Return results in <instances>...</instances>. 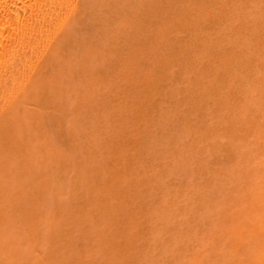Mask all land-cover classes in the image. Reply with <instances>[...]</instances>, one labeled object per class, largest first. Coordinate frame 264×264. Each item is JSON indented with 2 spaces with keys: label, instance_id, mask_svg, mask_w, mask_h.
Returning a JSON list of instances; mask_svg holds the SVG:
<instances>
[{
  "label": "rangeland",
  "instance_id": "rangeland-1",
  "mask_svg": "<svg viewBox=\"0 0 264 264\" xmlns=\"http://www.w3.org/2000/svg\"><path fill=\"white\" fill-rule=\"evenodd\" d=\"M105 0H96V2H99L100 4L102 3L103 4V2H104ZM107 1V0H106ZM105 1V2H106ZM113 1V0H112ZM117 1V0H116ZM124 1V2H123ZM125 1L126 0H119V1H117V2H114L113 1V5L115 6V7H113V8H108L109 9V12H108V10L107 9H104V6L103 7H101L100 6V8H103L105 11H106V13L108 14V13H110V10H114V12H112L111 11V13L109 14L110 15V19H108V23L110 24V25H107V27L108 26H110V31L108 30V28H106L104 25L102 26L101 25V23L102 22H100V25L102 26V27H100V26H98V27H100V29L101 30H103V27H105L106 28V30H105V28H104V32L105 31H107V33H106V35H108V36H110L111 35V33L112 32H114L113 34H114V36L116 35V38L114 37H112V35L110 36V37H108V36H106V42H108V43H110V41H111V44H112V46H114V43H116V45H115V48L114 47H109V52H108V47L106 48V49H103L104 48V45L102 44L103 42H104V40H103V42H102V40H101V42H99V44L101 45H99V47H100V49H102V50H97V52L99 51H101L100 53H102L104 50L106 51V53H108V54H106L105 56H103L102 55V57L100 56L101 54L99 53V54H97V52H96V50L94 49V51L96 52V54L98 55V57L97 56H95V58H97V59H93L94 60V62H93V65L95 66H97V64H99L98 66L100 67V65H102L103 64V62H102V60H104L105 61V65H106V67H103V66H105V65H102V67H100V68H96V66L94 67V66H92V63H90L91 65L90 66H88L87 67V64L89 65V63L88 62H90V61H88V59H91V57H93V56H90L91 55V53L94 55L95 54V52L94 51H91L90 52V54L89 55H87L88 57H86V58H84L83 56H81V53H79L78 51H77V53H79L78 55L79 56H81L82 57V61L81 62H79V63H81L80 64V66H79V72L78 71H75V72H78V73H76L75 75H77V74H79L80 73V69H81V73H80V75L79 76H77L76 77V81H80V80H82V81H85L84 83H83V85H81V86H78V82H76V81H74L76 84V86L73 84L72 86H74L73 88L74 89H76L75 91H73V94H74V92L76 93V94H74L75 96H72L71 97V99L72 98H74L75 100H74V103L72 102V104H74V105H72V110H73V114L76 112V113H78V114H76L75 113V115L74 116H72L73 114H71L70 116H69V114L68 113H70V111L68 112V109L69 108H71V107H68V105L69 106H71V104H70V102H71V99H70V97H69V99L67 98V100L66 101H68V103H66L67 105V114H68V116H67V114H66V117H63L64 118V120L66 119V127L67 128H65V127H63V128H65L66 129V136H65V140L66 141H64L63 140V144H62V138H63V136H62V138L60 137L59 138V140H58V138H55L54 139V141L55 142H51V143H53V144H51L50 142H49V135H48V141H45V142H47V143H45V145L43 144V148L45 147V148H47V150L44 148V149H42V151L43 150H45V153H43L42 151V154H44L43 156L45 157L46 156V154H48L49 152H51V151H49L50 150V148L52 149V152L51 153H49L48 155H49V159H50V161H48V158L46 159V157H45V160L47 161L44 165H46V166H44V167H41V164H42V162H41V160L43 159L42 158V155H40L39 153H37V154H39L40 156H41V159L39 160L38 159V161H39V163L41 162V164H39L38 163V161H37V158H40L39 157V155H38V157H36L37 155L35 154V152L33 151V155H36V156H34V158L36 157V160L33 158V160H35L36 162V164L35 165H37V164H39V167L41 168H39L38 167V169L40 170H38L39 172H36L37 174L36 175H34L33 177V180L32 179H30V178H28L32 183H31V185H32V187H34L32 190H33V192L31 191V189L29 188V187H25L24 188V186H21L19 189H21V192H23V193H25L24 195V197H27L28 195L27 194H30V196H34V195H38V194H40L41 195V200H39L38 202H39V205H40V207L42 206V208H40L41 209V213H44L45 211H44V209L46 210V212L44 213V215H46V217L48 216V218L46 219V217L44 218V216H41L42 217V219H44V220H42V221H40V222H38L37 224L40 226V225H44L45 226V223H46V225H48L47 223H49V224H51L50 225V229L49 228H46L45 229V227H47V226H43V227H41L42 228V231H40V227H38L37 226V224H36V226H33V228L31 227V224H30V221L28 222V220L25 218L26 217V215H21L22 217H20V213L21 212H19L18 210L20 209V208H22V207H20V206H22L23 205V207L25 208V209H27V207L26 206H28V204L30 205V200H31V197L30 196H28L27 198H29V199H27V200H25V199H23L22 200V202L24 203H27L28 202V204L26 205L25 203V205L26 206H24V204L22 203V202H20L18 205H17V209H16V206H14L13 208H15V209H11V212H12V210H13V214L10 212V209H7L9 206H7V208H6V206H5V208L7 209V211H9V214L11 213L12 214V216L14 217V219L15 218H19V219H17L18 221L17 222H19L20 221V219H26V223L28 222V224H26L25 223V221L24 220H21V221H24V224H25V226L27 227H25V226H23L22 228H21V226L23 225L22 223L23 222H19V223H21V225L18 223H16V225H14L15 227L14 228H16V226L17 225H20V226H18V229H24L23 231L24 232H21L24 236H22V234L20 235V233H19V231L20 230H18V229H16V232H17V234H18V237H19V235H20V237L22 238L20 241H22L23 243L26 241L27 242V240H30L29 239V237H32V236H35L36 234H34L35 232H37V234H39V235H41L42 234V232H45V233H47L46 235H44L45 233H43L42 235H41V237L40 238H36V236L34 237V239L35 240H33V242L35 243V241L36 240H39V241H36V242H38V244H37V246H36V243L35 244H33V242L30 240V242L33 244V245H30L29 246V248H27V247H25V246H23V245H25V243L23 244V245H21L19 242L20 241H18V240H16V242L14 241V243H16L15 245V248H14V245L12 244V243H10V242H12V236L14 237V235L16 236V234H15V232L13 231V233H9V234H7V235H9L10 236V238H11V240H10V238H8L9 239V243L10 244H12V249L14 248V252H13V250H11V247H9V246H11V245H7L8 246V248H10V250L13 252V254H11V258H14L15 257V254L16 255H18V256H16L15 258H16V260H18L16 263H18V264H43L41 261L43 260V258L42 257H44L43 255H45V254H49L48 255V257L50 256L52 259V263H51V260L50 261H45V259L47 260L48 258H46V256H45V258H44V264H92L91 262H92V260L94 261L93 263L95 264H111L110 262H112V264H113V259L115 260V261H117V258H119V262H120V264H190V260L192 261V263L194 264L195 263V261L193 262V260H195V258H194V256L196 257L197 255L199 256V254H200V256H199V260H196V262H198V264H205L206 262H202V261H200V258L203 256V254L205 255L204 257H203V261H205L206 260V256H209L210 258H208L207 259V262L208 263H212V264H217L218 262H220L221 261V258H222V262H220V264L221 263H223V264H226V263H224L225 261H223L225 258H224V256H228L227 258L229 259V254H231V255H233V256H235V253H237V252H235L234 250H233V247H234V245L236 244V240L235 239H233V241H232V236H233V234H231L232 233V230L231 229H228V227L230 226V225H234L235 223V221L234 220H236L237 221V219H238V217H236L235 215V217L233 218L232 216V214L233 213H235L237 210H238V207L241 205L242 207V209L240 208V210H242V212H245L244 210H245V208H247L246 207V205H248V203L245 205V207H244V205H242V201H240V203L238 202V204H240V205H238V207H235V205H236V203H234L233 202V198H236V200L235 201H237L238 199H240L241 197H243L242 195H240V194H236V190H237V193H238V191H239V193H240V190H242V193H243V190L245 189H242L243 188V184L245 183V182H247L246 181V176H247V174L245 173V172H247L246 170L247 169H245V167L244 166H248V163H249V161H250V157L249 156H253V153H251V150H252V148H250V149H248V147H250V145L246 148L245 146V144H248V142H250L251 140H250V138H254L253 136H250L249 137V134H248V131H247V133H246V131H245V129H243L244 127H246L247 129H249L248 127L249 126H252V123H253V121H256L255 123H258L257 122V118H256V116L255 115H253V117H254V120H252L251 122H250V120L252 119V114L251 113H254L255 111V109L253 108V110H251V108H252V102H253V100L255 99V101L256 100H258L257 98H259V97H254V99L251 101V95L250 96H248L249 98H250V100L249 99H247V95L245 96V98L247 99V100H249V101H251L249 104H247V105H250L249 106V110H251V111H254V112H251V113H245V112H240L239 111V109H238V111L236 110L235 111V113H232V110L234 111V109H236V108H238L237 106L239 105V104H241L242 102H243V100H241L239 103H238V100H237V96L239 97V98H241V96H242V98L244 97L243 96V94H241V93H245V91H246V89L244 90V88H246V87H248L247 85H250V87H252V88H250V87H248L247 88V90L250 88V89H253L254 90V92H251V90L250 91H246V92H248V94L249 93H251V94H253V95H255V90H256V87L253 85V84H255V83H258V87L260 86L261 87V84H262V80H260V81H258V79L257 80H255V78L254 77H256V78H259L260 79V77H263L264 76V59L263 58H261V60H263V61H261L260 59H256V58H259L260 56L258 55L259 53L260 54H262V53H264V49L262 48V47H264V46H262L261 47V44L262 45H264V37H263V34L262 33H260V36L262 35V37H263V42L260 40V44L258 43L259 42V32H261V31H259L260 29H258V34H256V37H258V38H256L255 37V35H253L254 33H252V29H251V27L249 28V26H254V28L256 27L255 25H253L252 23H255L256 21H254V15L256 14H253L254 12H255V10H257L256 9V7H255V5H257V4H254V3H251V4H253L252 5V7L254 8H251V6H250V4H249V6H250V8L252 9H250V11L249 12H251L252 14H250V13H248V15H246V13L248 12V10L249 9H247L246 11L247 12H244L245 10H244V5L245 4H243L242 2L243 1H241L240 2V4L242 5L243 4V6H241V8H243L242 10H243V12H241L240 14V16L241 17H239L238 16V13L239 12H237L236 11V9H235V5H234V0H233V2H232V0L230 1V0H194V1H190V0H181L182 2H180V0H164V1H162V0H157L155 3H154V1L153 0H137L138 1V3L136 2V0H131V3L130 4H126V3H129L128 1L125 3ZM147 3V1H148V5L149 4H151V5H149L148 7H147V4H145V2ZM153 1V2H152ZM166 1V4L165 3H163V2H165ZM169 1V2H168ZM171 1V2H170ZM201 1H207L206 3L205 2H202L201 3ZM208 1H215V2H212L213 4H214V6L218 3V5H220L219 7H218V5H216L214 8H213V4L212 5H210V4H208ZM230 3H232V4H229V2ZM238 1L239 0H236V5H238L239 3H238ZM249 1V0H248ZM251 1V0H250ZM258 2L260 1V0H257ZM264 1V0H263ZM118 2H119V5H118ZM123 2V3H122ZM134 2L136 3V4H134ZM150 2V3H149ZM178 2V3H177ZM192 2V3H191ZM107 3H108V1H107ZM112 3V2H111ZM116 3H117V5L119 6V8H122L123 10H126V8L127 7H130V5L132 6V7H130V9L129 8H127L128 10H126V11H124V12H122L123 10L122 9H118V6H117V8H116ZM125 3V4H124ZM144 3V4H143ZM153 3H154V5H153ZM159 3V4H158ZM168 3V4H167ZM173 3V4H172ZM176 3V4H175ZM181 5H180V4ZM183 3V4H182ZM193 3L194 4H197V6L199 7H196V6H193L192 8H191V6L190 5H193ZM210 3V2H209ZM244 3H245V0H244ZM250 3V2H249ZM255 3H257L256 2V0H255ZM262 3V2H261ZM106 4V3H105ZM108 4H110V3H108ZM121 4H124V5H121ZM137 4L138 5H142V7L140 8V6H137ZM186 4H187V6L188 7H186V8H184L185 6H186ZM202 4H206V6H207V10L208 11H211V10H214L215 12H213V11H211V13H213V15L217 12L216 11V9L217 10H219L218 11V13L217 14H219L220 12H221V14L223 15V19H224V17H225V15L229 12V10L231 11V13H233L232 12V10L230 9V7L232 8H234V12L237 14V16H238V18L236 17V18H234V16H231L232 14H227L226 15V17L225 18H227L226 20L224 19V22L221 20V19H219L218 21H217V19H215V21H213L214 19H212L213 17L211 16V14H210V18H209V16H207L206 14L208 13L207 12V10H206V8H204V9H202V11H203V14L205 15H203V17H205L203 20H204V23L202 22L203 20L201 19V22L200 21H198L199 23L198 24H200L199 26L196 24V22L195 21H197L198 19H196V18H194V15H196L199 11H198V9H200V6ZM221 4H223V5H221ZM225 4H227V5H225ZM229 4V5H228ZM260 4V3H259ZM107 5V4H106ZM129 5V6H128ZM134 5V6H133ZM135 5L138 7V8H136L135 7ZM146 5V6H145ZM159 5V6H158ZM163 5L164 6H166V7H168V8H165L164 7V9H167V11L166 10H164L163 9ZM174 5V6H173ZM210 5V6H209ZM247 5V4H246ZM262 5V4H261ZM263 5H264V3H263ZM108 6V5H107ZM110 6V5H109ZM145 6V7H144ZM155 7V9H154V7ZM170 6V7H169ZM181 6H183V9H186L185 11L184 10H182L181 8ZM189 6H190V8H189ZM212 6V7H211ZM222 6H224L225 8H227V10H228V8H229V10H228V12L224 15V12H222L223 10V8L221 9L220 7H222ZM235 6V7H234ZM258 6V5H257ZM110 7H112V4H111V6ZM133 7H134V9H133ZM157 7V8H156ZM160 7V8H159ZM161 7H162V9H161ZM172 7V8H171ZM173 7H174V9H173ZM175 7H177V9L175 8ZM201 7H205V6H201ZM208 7H211L210 8V10H209V8ZM218 7V8H217ZM246 7V6H245ZM248 7V6H247ZM259 7H260V5H259ZM106 8V7H105ZM125 8V9H124ZM131 8L133 9V10H135L134 12L132 11V14L133 15H135V13L137 14L136 15V17H137V20H136V18H135V16L133 17V18H131V14L130 13H128V12H130L131 11ZM136 8V9H135ZM144 8V9H143ZM147 8H149V9H147ZM150 8H151V10H150ZM181 10H180V9ZM188 8V9H187ZM198 8V9H197ZM224 8V9H225ZM240 8V7H239ZM238 8V9H239ZM102 9V11H104ZM116 9H118V10H121L120 12H122V13H119V15L121 14V16H122V18H121V16H119V18H120V22H121V20H123L124 22H125V24L123 23V25H125V26H123V25H121L122 24V22L119 24V25H115V24H117L118 22H119V18L117 17H115L114 16V14L116 15V16H118V13H117V11H116ZM139 9V10H138ZM154 11H153V10ZM159 9L160 10H163V11H159ZM169 9V10H168ZM189 9H191V10H193V9H196L198 12L196 13V11L195 10H193V12L194 13H192V15H193V17H191L192 19H189V18H187V16H189V14H190V10ZM246 9V8H245ZM261 9V8H260ZM264 9V8H263ZM99 10V9H98ZM158 10V12H156ZM179 10H180V13L182 14H180L179 13ZM201 10V9H200ZM262 10V9H261ZM100 11H101V9H100ZM100 11H98V12H100ZM105 11L104 12H102V13H105ZM139 11V12H138ZM176 11H177V13H179V14H176ZM183 11V12H182ZM189 11V12H188ZM201 11V12H202ZM224 11H226V9L224 10ZM241 11V10H240ZM253 11V12H252ZM97 12V13H98ZM128 13V14H126V13ZM147 12V13H146ZM188 14H186V13ZM257 12V11H256ZM261 12V11H260ZM105 13V14H106ZM117 13V14H116ZM126 15H125V14ZM150 13V14H149ZM169 13H170V15H169ZM174 13H175V15H174ZM210 13V12H209ZM208 13V14H209ZM235 13H234V15H235ZM245 13V15H243V14ZM258 13H259V9H258ZM159 15V16H156V15ZM200 14L201 13H198L197 14V16H199V17H201L200 16ZM220 14V17L222 16ZM260 14V13H259ZM101 15V14H100ZM104 15V14H103ZM109 15H107V16H109ZM124 15H125V17H124ZM129 15V16H128ZM148 15V16H147ZM166 15V16H165ZM178 15L180 16V19L179 18H177L178 17ZM185 15H186V17H185ZM251 16V19L250 18H248V17H250ZM261 15H262V17H263V19H264V16H263V14L261 13ZM260 15V16H261ZM99 16V15H98ZM104 16H106V15H104ZM107 16L106 17H101L103 20H105V18H107ZM112 16H113V18H114V20H113V18H112ZM150 16V17H149ZM169 16L171 17V19L169 18ZM174 16H175V18H177V20H179V22L177 21V23H176V21H174L175 20V18H174ZM208 17V19H206L207 17ZM217 16V15H216ZM219 16V15H218ZM242 16H246L247 17V19H245V20H247V21H244L245 23L247 22V23H250V20H252L251 22V25L249 24V26H248V24L247 25H245V23H244V25L245 26H248L247 28H249L250 30H248L247 28L245 29V26H243V23H241V19H242V22H243V17ZM99 17V18H100ZM142 17H144L143 19H142ZM147 17V18H146ZM212 17V18H211ZM229 17H233V18H229ZM256 17H257V15H256ZM261 17V18H262ZM109 18V17H108ZM116 18V19H115ZM166 18L167 19H170V20H173V26L172 25H170V24H172V22L169 20V21H167L166 20ZM183 18V19H182ZM228 18H229V20H232L231 22H229V20H228ZM128 21H127V20ZM140 19V20H139ZM151 19V20H150ZM184 19H187V20H185L184 21ZM205 19H206V22H205ZM211 19H212V21H211ZM250 19V20H249ZM101 20V19H100ZM107 20V19H106ZM129 20H131L130 21V23L128 24V22H129ZM156 20H157V24L155 25V23H156ZM160 20H162L161 22H160ZM183 20V21H182ZM190 20V21H189ZM194 20V21H193ZM209 20V21H208ZM238 20V21H237ZM240 20V21H239ZM255 20H256V18H255ZM258 20V19H257ZM261 20V19H260ZM109 21H112L113 22V24L115 25H113L114 27H111L112 25V22H109ZM117 21V22H116ZM138 21V22H137ZM192 21H193V23L195 22V24L197 25V27L195 28L194 26H196V25H191L192 24ZM222 21V22H221ZM226 21H228V24H226ZM236 21H237V23H236ZM249 21V22H248ZM254 21V22H253ZM264 21V20H263ZM106 22V21H105ZM133 22V23H132ZM137 22V23H136ZM142 22H143V24H142ZM150 22H151V24H150ZM159 22H160V24H159ZM165 22V24H162V23H164ZM168 22H170L169 24H168ZM187 22H189L190 23V25H188V23L186 24ZM215 22H217V24L215 23ZM259 22V24L262 22V21H258ZM258 22H256V23H258ZM97 23V22H96ZM107 23V22H106ZM146 23V24H145ZM154 23V24H153ZM178 23H180V24H178ZM182 23V24H181ZM202 23V24H201ZM207 23H208V26H207ZM218 23H220L219 25L220 26H218ZM222 23L223 24H225V26H223L222 25ZM232 24V27H231V25L230 24ZM235 23V24H234ZM127 24V25H126ZM130 24H131V26H130ZM142 26H141V25ZM149 26H148V25ZM168 24V25H167ZM174 24H177V25H174ZM184 24V25H183ZM187 26H186V25ZM204 24H206L205 26H207L206 28H204V31L202 30L203 28V25ZM215 24H216V26H215ZM237 24V26L239 27H235V25ZM240 24V25H239ZM262 24H263V22H262ZM261 24V25H262ZM99 25V24H98ZM123 27H121V26ZM133 25V26H132ZM137 25L139 26V27H137ZM144 25V26H143ZM151 25V26H150ZM179 25L181 26L180 28H179ZM212 25V26H211ZM230 26V27H227V26ZM118 26V27H117ZM120 26V27H119ZM129 26V27H128ZM191 26H193L192 28H191ZM216 27V28H214V30H212L213 29V27ZM259 25H257V27H258ZM136 27V28H135ZM141 27H142V29L144 30V31H142V29H141ZM147 27L149 28L148 30H147ZM165 27V28H164ZM172 27H173V29H172ZM182 27H183V29H182ZM198 27H200L199 29L202 31H200L201 33H202V35L201 36H199L200 37V39L202 40H200L199 42H198V37H197V35H198V32H197V28ZM235 27V28H234ZM120 28H122V30H123V36L124 35H127V36H122L121 34V32H122V30H120ZM161 28H163V30H161ZM168 28H170V30L168 29ZM186 28H187V30H186ZM188 28H190V29H188ZM210 28H212V29H210ZM238 30H237V29ZM260 28H262V27H260ZM114 29V30H113ZM145 29H146V31H145ZM196 31H195V30ZM198 29V30H199ZM218 29V30H217ZM219 29H223L224 30V32L221 30H219ZM240 29V30H239ZM263 29V28H262ZM101 30L99 31V32H97L98 33V35H95V34H93V35H95V36H97V38H98V36H99V34L101 33L102 34V37L104 36V34L105 33H103V31L101 32ZM115 30H117V31H115ZM118 30H119V32L121 33L120 35H119V32H118ZM131 32H130V31ZM190 30V32H186V31H189ZM193 32H192V31ZM205 30H208V31H205ZM241 30H243V32H241V35H242V37H244V40L242 39V37H241V35H240V33H239V31H241ZM244 30H245V32H244ZM246 30H248V32L249 31H251V32H249V34L250 33H252V35L253 36H251V38H249V37H247V36H250L248 33H247V31ZM264 30V29H263ZM137 31V32H136ZM142 33H141V32ZM159 31V32H158ZM168 31V32H167ZM178 31V32H177ZM185 31V32H184ZM228 31V34H230L231 32L233 33H231V35L232 36H235V35H237V34H235L236 32L235 31H237V33H239L238 35H239V38H236V39H234V37H230V35H227V32ZM110 32V33H109ZM118 32V33H117ZM127 32H128V34H127ZM135 33L134 35H132L131 36V33ZM156 32L158 33V35H159V37L157 36V35H155L154 36V34H156ZM162 32H164V33H162ZM199 32V33H200ZM205 32L206 33H208V34H210L211 35V37L209 36V35H205ZM214 33V35H213V33ZM220 32H222V33H220ZM257 32V31H256ZM264 32V31H263ZM116 33V34H115ZM154 33V34H153ZM185 33H186V36H185ZM197 33V34H196ZM244 33H247L246 34V36L244 35ZM110 34V35H109ZM137 34H139V35H137ZM163 36H162V35ZM182 36H181V35ZM193 34H194V36H193ZM224 35L222 38H223V40H222V38L220 37V35ZM167 35H169V36H167ZM187 35H189V36H187ZM190 35H192L193 37H194V39L196 38V40H194V39H192L193 37L192 36H190ZM214 37H213V36ZM216 35V36H215ZM225 35H227L228 37H226L225 38ZM238 35L237 36H235V37H238ZM117 36H121V37H119V38H121V39H119ZM134 36V37H133ZM145 36V37H144ZM165 36H167L166 38L168 39V40H163L164 38H165ZM185 36V37H184ZM108 37V38H107ZM130 37V38H129ZM138 37V38H137ZM188 37V40L190 41V44H193V43H195L194 41H196V45L198 44V43H200L201 45H202V43H204V45L203 46H201L200 47V44H198L197 46H195V44H193L192 46L189 44V42H187V39H186V41L185 42H183L184 41V38H187ZM192 37V38H191ZM202 37H205V38H203V39H206V41L205 40H203L202 39ZM208 37H209V39H208ZM221 39H220V38ZM247 37V38H246ZM262 37H260V38H262ZM96 38V40H99V39H97ZM104 39H105V37H103ZM102 38V39H103ZM114 40H113V39ZM118 38V39H117ZM149 38H151V40L149 39ZM159 38H161L162 39V41H161V39H160V42H159ZM248 40V38L249 39H251V42H250V40L249 41H247L246 39ZM252 38H255V40L253 41L252 40ZM109 39V41H107ZM149 39V40H148ZM174 39V40H173ZM176 39H179V41H182V43H180L179 44V41H176ZM210 40V41H208V40ZM213 39V40H212ZM221 40V41H217V40ZM231 39H233V43H232V41H231ZM238 39V41H235V40H237ZM239 39H241V42H240V40ZM258 41H257V40ZM94 40V39H93ZM92 40V42H94V43H96V41L94 40L93 41ZM143 40L145 41V42H143ZM155 40V41H154ZM157 40V41H156ZM170 40H172V41H170ZM194 40V41H193ZM226 40H228L227 42H225ZM242 40L243 41H246V42H250V44H248V43H245V42H242ZM91 41V40H90ZM112 41H113V43H112ZM115 41V42H114ZM122 41V42H121ZM131 41V42H130ZM136 41H138V42H136ZM147 41H149V42H147ZM167 41V42H166ZM171 43H170V42ZM215 41H217L218 42V44L220 45H218V44H216L217 45V47H219V49L217 48V47H215L216 45H213L214 43H217V42H215ZM231 41V42H230ZM91 42V43H92ZM105 42V43H106ZM124 42V43H123ZM146 42H147V44H146ZM156 42V43H155ZM176 42H178V45H177V43ZM211 42V43H210ZM214 42V43H213ZM222 42H225V44L224 43H222ZM237 42L239 43V45L237 44ZM256 42V43H255ZM90 43V45H92V44H94V43H92L91 44ZM97 43H98V41H97ZM96 43V44H97ZM119 43H120V45H119ZM149 43V44H148ZM175 43H176V45H175ZM186 43V44H185ZM229 44L230 43V45H227V44ZM233 45H238V46H234V47H237V48H233V46H232V44ZM254 43V44H253ZM260 45H258V44ZM96 44H94V45H96ZM119 45V47H118V45ZM126 44V45H125ZM134 44V45H133ZM137 44V45H136ZM141 44H145L144 46H148V45H150V48H149V46H148V48H143L144 46L143 45H141ZM155 44V45H154ZM161 44H164V45H161ZM170 44V45H169ZM177 46V48H175L174 46ZM190 45V47H189V45ZM241 44H247V46L245 47V45L243 46V45H241ZM255 44H257L258 45V48L261 50V52H259V50L256 52L255 50H257V49H254L255 48ZM107 45V44H106ZM109 45V44H108ZM107 45V46H108ZM182 45H186V46H182ZM251 45V46H250ZM253 45V46H252ZM257 45H256V48H257ZM111 46V45H110ZM143 46V47H142ZM167 46V47H166ZM178 46L179 47H183V49H181V50H179V48H178ZM188 46V47H187ZM227 46V47H226ZM230 46V47H229ZM239 46H241L240 47V49H239ZM102 47V48H101ZM156 48V49H153V48ZM163 47H165V49L163 48ZM172 47H173V49H172ZM195 47H197V48H195ZM206 47V48H205ZM91 47H89V50H91L90 49ZM94 48H95V46H94ZM116 51H114L113 49ZM125 48V49H124ZM129 48H130V50H129ZM138 48L140 49V50H138ZM186 48H188V50L186 49ZM193 48H195L194 49V53L192 52L193 51ZM199 48H200V50H202V51H200V52H198L199 51ZM221 48H224V49H221ZM226 48V49H225ZM243 48H245L244 50H243ZM248 48H249V50H248ZM252 48V49H251ZM110 49H111V51H110ZM124 49V50H123ZM137 49V50H136ZM143 49H144V51H143ZM146 49H148V50H146ZM167 49V50H166ZM185 49V50H184ZM214 49L216 50L217 49V51H218V53L217 54H219V56L217 55V54H215V52H212V51H214ZM220 49L222 50V51H224V52H226V53H224L223 52V54L221 53L222 51H220ZM229 49H230V51H231V49H232V51L233 52H230L229 51ZM243 50L242 51V53H241V51H234V50ZM247 49V50H246ZM128 50V51H127ZM133 50H135L134 52H133ZM178 50L181 52L182 51V55H181V53L179 52L178 53ZM227 50H228V54H227ZM253 50V51H252ZM104 51V52H105ZM118 51V52H117ZM122 51H124V52H122ZM131 51H132V53H131ZM139 51H142L141 53H139L138 54V52ZM190 52V54H189V52ZM220 51V52H219ZM245 51H248V52H245ZM249 51H250V53H249ZM254 51H255V53H254ZM123 54H122V53ZM130 54H129V53ZM157 52V53H156ZM159 52V53H158ZM209 52L211 53V55H209ZM229 52H230V54H232V53H234L235 52V54L237 53V55L238 56H235V54H232V55H230L229 54ZM240 52V53H239ZM259 52V53H258ZM83 54L82 55H84L85 56V54H84V52H82ZM116 53H118V55L116 54ZM154 53V54H153ZM196 53V54H195ZM198 53H199V55H198ZM247 54L246 56L244 55V54ZM252 53H254L253 55H252ZM104 54V53H103ZM111 54V55H110ZM121 54V55H120ZM134 54V55H133ZM163 55V56H161V55ZM164 54H165V58H164ZM186 54H188V55H186ZM192 54H193V56H192ZM209 55V57H208V55ZM222 54V55H221ZM242 54V55H241ZM249 54V55H248ZM75 55H76V51H75ZM114 55V56H113ZM125 55V56H124ZM131 55H132V57H131ZM137 55H138V57H139V55L141 56V57H137ZM155 55H158V57L160 58V59H158L157 60V56H155ZM186 55V56H185ZM198 55V56H197ZM202 55V56H201ZM213 55H215V56H213ZM216 55H217V57H219L220 59L222 58V60L221 61H219V58L217 59V57H216ZM226 55V56H225ZM234 55V56H233ZM256 55V56H255ZM257 55H258V57H257ZM118 56V57H117ZM130 56V57H129ZM196 58H195V57ZM221 56V57H220ZM224 56H225V58H227V59H225L224 58ZM229 56V57H228ZM233 56V57H232ZM240 56H242V57H240ZM249 56H254V57H252V59L254 60V58H255V61L253 62V63H249L250 61H252V59L251 58H249ZM76 57V56H75ZM99 57H100V61L102 62H100L99 61ZM105 57H107V58H105ZM117 57V58H116ZM127 58V59H129V60H126L125 58ZM137 57V61H135V58ZM150 57H152V59H154V60H151L150 59ZM186 57V58H185ZM189 57V58H188ZM191 57V58H190ZM203 57H205V58H202ZM207 57V58H206ZM211 57H212V59H213V57H214V59L213 60H215L216 62H217V64H218V66H217V64L216 63H212L211 64V62L213 61L212 59H211ZM237 57H239L240 59L242 58L243 59V57H244V61H241L240 59H237ZM262 57V56H261ZM263 57H264V54H263ZM88 58V59H87ZM104 58V59H103ZM143 58V59H142ZM145 58V59H144ZM161 58H163V61H162V59ZM180 58V59H179ZM195 59V60H193V59ZM201 58V59H200ZM208 58H210V59H208ZM229 58V59H228ZM232 58V59H231ZM235 58V59H234ZM83 59H86V60H84V61H86V62H83ZM117 59H119V60H117ZM135 61V62H133V60ZM169 59V60H168ZM170 59L171 60H173V61H170ZM188 59H191V61L189 60V62H188ZM217 59V60H216ZM250 59V60H249ZM76 60V59H75ZM77 60H78V58H77ZM77 60H76V65H77ZM97 60V61H96ZM108 60V61H107ZM123 60H125L124 62H123ZM139 60V61H138ZM143 60V62H141ZM145 60V61H144ZM197 60V61H196ZM200 60V61H199ZM203 60V61H202ZM210 60V61H209ZM228 62H227V61ZM247 60V61H246ZM80 61V60H79ZM96 61V62H95ZM110 61V62H109ZM128 61V62H127ZM130 61V62H129ZM156 61H158L157 63H156ZM161 61V62H160ZM169 61V62H168ZM186 61H187V63H186ZM193 61V62H192ZM205 61H209L210 62V64L212 65H208V66H211V70L210 69H208V67H207V64H209V62L207 63V62H205ZM214 61V62H215ZM225 61V62H224ZM249 61V62H248ZM258 61H260V62H258ZM137 62V63H136ZM184 62V63H183ZM197 62V63H196ZM198 62H199V64H198ZM219 62H220V64H219ZM221 62H222V64L224 63L226 66H224V65H222L221 64ZM234 62V63H233ZM239 62H241V63H239ZM249 63L248 65H247V63ZM78 63V64H79ZM82 63L84 64V65H82ZM85 63H86V68H85ZM96 63V64H95ZM101 63V64H100ZM107 63V64H106ZM114 63V64H113ZM128 63H130V64H128ZM138 63H142V64H138ZM159 63V64H158ZM196 63V64H195ZM205 63H206V66H205ZM226 63H228V64H226ZM242 63H244L243 65H242ZM255 63V64H254ZM262 63V64H261ZM117 64L119 65V67H117ZM131 64H133V65H131ZM153 64V65H152ZM168 64H169V66H168ZM193 64H195V65H193ZM204 64V65H203ZM231 64V65H230ZM233 64V65H232ZM75 65V66H76ZM114 65H116L115 67H116V69H117V71L115 70V67H113ZM129 65V66H128ZM135 65H136V67H135ZM192 65V66H191ZM222 65V66H221ZM245 65H247V66H245ZM249 65H252V66H249ZM257 65V66H256ZM82 66H84V68H82ZM130 66H134V67H130ZM156 66H160V67H156ZM195 66V67H194ZM214 66H216L215 68H214ZM230 66V67H229ZM235 66H237L236 68H234ZM247 67V71L246 72H248V74L246 73V74H244V75H246V76H248L249 77V79H248V81L247 82H249L250 81V79H254L253 81L251 80L249 83H247V84H245L244 82L247 80L246 78H242L244 75H242L241 73H243L244 71H243V69H245V67ZM249 66V67H248ZM259 66H261V67H259ZM263 66V67H262ZM107 67H109V68H107ZM123 67V68H122ZM168 67V68H167ZM197 67V68H196ZM207 67V68H206ZM217 67H219L218 69H217ZM220 67H222V68H220ZM227 67H229V68H227ZM251 67V68H250ZM252 67H253V69H252ZM104 68V69H103ZM129 68V69H128ZM132 68V69H131ZM143 68V69H142ZM210 68V67H209ZM84 69H86L87 70V72L84 70ZM97 69H98V71L100 70V73L98 72L97 73ZM113 69V70H112ZM160 69V70H159ZM191 69V70H190ZM201 69V70H200ZM203 69V70H202ZM206 69H208L207 71H206ZM220 69V70H219ZM229 70V71H227V70ZM236 69H238V70H236ZM242 69V70H241ZM249 69V70H248ZM258 69V70H257ZM77 70V69H76ZM103 70V71H102ZM108 70H110V71H108ZM118 70H119V73H120V75L118 76L119 78L117 79L115 76H117L119 73H117L118 72ZM129 70H130V72L132 71L133 73L131 74H129ZM170 70V71H169ZM189 70V71H188ZM217 70V71H216ZM233 70H235V71H233ZM241 70V71H240ZM255 70V71H254ZM107 72V74L105 75V73ZM111 71H113V72H111ZM128 71V72H127ZM135 71V72H134ZM158 71H159V73H158ZM191 71V72H190ZM234 73H236V74H234V76H233V72ZM243 71V72H242ZM250 71H252V72H250ZM257 71H259V72H257ZM103 72V73H102ZM105 72V73H104ZM117 73V75H116V73ZM126 72V73H125ZM138 72V73H137ZM188 72V73H187ZM196 72V73H195ZM197 72H199V73H197ZM201 72V73H200ZM213 72V73H212ZM217 72V73H216ZM223 72V73H222ZM232 72V73H231ZM239 72H241L240 74H239ZM258 74H257V73ZM114 75H113V74ZM157 73V74H156ZM208 73V74H207ZM219 73V74H218ZM249 73H250V75H249ZM85 74V75H84ZM86 74H87V76H86ZM122 74V75H121ZM128 74V75H127ZM151 74V75H150ZM193 74V75H192ZM197 74V75H196ZM218 74V75H217ZM221 74V75H220ZM224 74V75H223ZM239 74V75H238ZM257 75V76H255V75ZM261 74H262V76H261ZM84 75V76H83ZM104 75V76H103ZM130 75H132V78H130L131 76ZM155 75V76H154ZM195 75V76H194ZM214 75V76H213ZM222 75H223V77H222ZM229 75H231L230 77H229ZM260 75V76H259ZM126 76H128V77H126ZM189 76V77H188ZM192 76V77H191ZM204 76V77H203ZM212 76V77H211ZM215 76H217L218 78H216ZM239 76L241 77L240 79H239ZM250 76H251V78H250ZM252 76H254V77H252ZM99 79H98V78ZM122 77V78H121ZM153 77V78H152ZM194 77V78H193ZM207 77V78H206ZM221 77H222V79H221ZM234 77V78H233ZM236 77V78H235ZM245 77V76H244ZM98 79L97 81L95 80V79ZM107 78V79H106ZM127 78H128V80H127ZM176 78V79H175ZM186 78H187V81H186ZM193 78V79H192ZM197 78V79H196ZM198 78H201V80L200 79H198ZM203 78V79H202ZM79 79V80H78ZM93 79V80H92ZM130 79H132L131 81H130ZM137 79V80H136ZM149 79V80H148ZM188 79H190V80H192V81H190V80H188ZM210 79V80H209ZM212 79H214L213 81H214V83L216 84V86H213V85H215L214 83H213V81H212ZM230 79V80H229ZM233 79V81H231ZM262 79V78H261ZM264 79V78H263ZM116 80V81H115ZM121 80V81H120ZM147 80V82H149V84L147 83V82H145ZM221 80H224V81H222L221 82ZM226 80V81H225ZM235 80H236V82H235ZM245 80V81H244ZM113 81H115V82H113ZM133 81H134V83H133ZM143 81V82H142ZM152 81V83H150ZM156 81V82H155ZM186 81V82H185ZM188 81H190V82H188ZM195 81V82H194ZM196 81H200V82H197L196 83ZM220 81V82H219ZM230 81V82H229ZM238 81V82H237ZM87 82H89L91 85H94L95 86V88H93L92 86H90V84L89 83H87ZM102 82L103 84L102 85H100V83ZM126 82H127V85L125 86V84H126ZM128 82H129V84H128ZM191 82H194V85L192 84L191 85ZM206 82V83H205ZM219 82V83H218ZM230 83V85H228L229 83ZM252 82H254L252 85H251V83ZM93 83V84H92ZM124 83V84H123ZM146 83V84H145ZM188 83V84H187ZM190 83V84H189ZM199 83H200V87H199ZM210 83V84H209ZM221 83V84H220ZM237 83V84H236ZM238 83L240 84V85H242V87L241 86H239L238 85ZM259 83H260V85H259ZM80 84V83H79ZM98 84V85H97ZM136 84V85H135ZM181 84V85H180ZM196 84V85H195ZM207 84V85H206ZM212 84V85H211ZM227 84V85H226ZM107 85H109V87L110 88H108V86ZM112 85H114L115 87H113ZM131 85V86H130ZM138 85V86H137ZM148 85V86H147ZM189 85H191V86H189ZM208 85H210V86H208ZM223 85V86H222ZM233 85H237L236 86V88L238 89H236L235 88V86L234 87H232ZM256 85V84H255ZM86 86H87V88H86ZM100 86H101V88L102 89H105V88H107L106 90H101V88H100ZM104 88H103V87ZM107 86V87H106ZM132 86H133V88H132ZM141 86H143V87H141ZM146 86V87H145ZM174 86V87H173ZM206 86L207 87H209V89H207L206 88ZM213 86V87H212ZM219 86H221V87H219ZM227 86V87H226ZM264 86V85H263ZM78 87H83L81 90L78 88ZM99 87V89H100V91H102L101 93L99 92V91H97L96 89ZM117 87V88H116ZM137 87H139V88H137ZM144 87L146 88V89H144ZM193 87H195V88H193ZM199 87V88H198ZM210 87H212V88H210ZM215 87H216V89H215ZM218 87H219V91L217 90L218 89ZM226 87V88H225ZM231 87V89H232V91H230L231 89H229ZM240 87V88H239ZM72 87H71V89H73ZM81 91L80 92V94H77V93H79V91H78V89ZM85 88V89H84ZM92 90H91V89ZM111 88H113L114 89V91L113 90H111ZM124 88V89H123ZM130 88H131V90H130ZM137 88V89H136ZM184 88V89H183ZM190 88V89H189ZM193 88V89H192ZM214 88V89H213ZM220 88H222V89H220ZM227 88L229 89V90H227ZM241 88H243L242 90H241ZM264 87H262V88H259V90L260 91H263L264 89H263ZM87 89V90H86ZM189 89V90H188ZM201 89V90H200ZM224 89V90H223ZM236 89V90H235ZM263 89V90H262ZM89 90V91H88ZM91 90V91H90ZM93 90H95V92H94V94H97L95 97H97V99H98V97L100 98V99H98V100H96V101H94L95 99H93V96H92V93H93ZM140 90H141V92H140ZM143 90V91H142ZM145 90H147V91H145ZM223 91L222 92V95L223 96H221V91ZM257 90H258V88H257ZM256 90V92H258L260 95H262L263 93L261 92H259V91H257ZM84 91H88L87 93V95H84ZM135 91V92H134ZM188 91H190V92H188ZM211 91V92H210ZM238 91V92H237ZM243 91V92H242ZM92 92V93H91ZM97 92H99V93H97ZM113 92V93H112ZM126 92V93H125ZM128 92H129V94H128ZM206 93V92H208V93H206V94H204V93ZM225 92V93H224ZM230 95V94H233V92H234V95H236V103H237V105L235 106L236 108H232V106H231V103H229L230 104V106H231V108H230V113H232V114H230V118H228V115L227 114H229V111H226L227 109L225 108H223L222 109V105H224L225 103H223V101L221 102V100L219 99V98H221V99H225L226 100V98L224 97V96H227L228 94ZM237 92V93H236ZM90 93V94H89ZM181 93V95H179ZM215 93H220L219 95H217L216 94V96H218V97H216L215 98ZM236 93V94H235ZM82 94V95H81ZM135 94V95H134ZM188 94H190V95H188ZM199 95V98H198V95ZM204 94V95H203ZM212 94H214V98H213V95ZM225 94V95H224ZM238 94V95H237ZM247 94V93H246ZM257 94V93H256ZM80 96V98H78L79 96ZM84 95V96H83ZM100 95L102 96H104L103 98H101L100 97ZM128 95V96H127ZM165 95V96H164ZM209 95V96H208ZM240 95V96H239ZM253 95H252V97H253ZM258 95V94H257ZM257 95H255V96H257ZM264 95V94H263ZM262 95V96H263ZM82 96L84 97V98H82ZM85 96H87V97H89V98H87L88 100H86V97ZM138 96V97H137ZM142 96H145V97H147V98H145V97H143L142 98ZM150 96V97H149ZM182 96H183V98H182ZM186 96L187 97H189V98H187L186 99ZM208 96V97H207ZM149 97V98H148ZM161 97V98H160ZM167 97V98H166ZM196 97H197V99H196ZM203 97V98H202ZM233 97V95H231V99H233L234 98ZM264 97V96H263ZM76 98H78V100H79V103L77 102V99ZM133 98V99H132ZM192 98V99H191ZM195 98V99H194ZM201 98H202V100H201ZM204 98H205V100H204ZM208 98H210V101L208 100ZM213 98V99H212ZM228 98H229V96H228ZM235 98H234V100H235ZM261 98V97H260ZM83 99V100H82ZM103 99H105V102H104V100ZM122 99V100H121ZM130 99H131V101L132 102H129L130 101ZM168 99V100H167ZM190 99V101H187V100H189ZM194 99V100H193ZM212 99V100H211ZM217 99L218 100H220V102L221 103H223V104H219V102L217 101ZM230 99V98H229ZM263 99V98H262ZM261 99V100H262ZM82 100V101H81ZM87 101V102H89L88 103V105L90 104V108H86V111L84 110V112L83 113H81L80 111L82 110V108L84 107V109H85V107H87L86 105V102H85V104H84V102L83 101ZM103 101V102H101V101ZM126 100V101H125ZM134 100H136V101H134ZM171 100V101H170ZM180 100V101H179ZM185 102H184V101ZM214 100H216L217 101V103H216V101H214ZM224 100V101H225ZM261 100H260V102H261ZM82 102V104H80L81 102ZM125 101V102H124ZM175 101V102H174ZM199 101V102H198ZM202 101V102H201ZM205 101V102H204ZM213 101V102H212ZM233 103L235 102V101H233V100H231ZM230 101V102H231ZM259 101V100H258ZM258 101H256L257 103H255L254 104V106H260L259 108H260V110L264 107V105H263V107L261 106V104H264V103H258ZM263 101H264V99H263ZM262 101V102H263ZM93 102H96V104L99 106H97L95 103L93 104ZM100 102V103H99ZM139 102V103H138ZM151 103V105H150V103ZM160 104H159V103ZM161 102H162V105H161ZM184 102V103H183ZM190 102H192L193 103V105H192V103H190ZM107 103V104H106ZM157 103L159 104V105H157ZM166 105H165V104ZM174 103V104H173ZM183 103V104H182ZM186 103H188V104H186ZM197 103V104H196ZM209 103V104H208ZM214 103V104H213ZM78 106H77V105ZM91 104H93L94 106H92ZM102 104V105H101ZM141 104V105H140ZM156 104V105H155ZM189 104H191V107H190V105ZM195 104V105H194ZM216 104V105H215ZM218 104V105H217ZM244 103H242L241 105H239V108H242V110H244L243 108L245 107L244 105H243ZM80 105H85V106H80ZM104 105V106H103ZM137 105V106H136ZM153 105V106H152ZM154 105H155V107H154ZM161 105V106H160ZM200 107H199V106ZM205 105V106H204ZM221 105V106H220ZM244 106V107H241V106ZM246 105V104H245ZM246 105V106H247ZM74 106V107H73ZM141 106H144L143 108L141 107ZM152 106V107H151ZM157 106V107H156ZM170 106V107H169ZM196 106H198V107H196ZM94 107V108H93ZM135 109H134V108ZM146 107V108H145ZM167 107V108H166ZM193 107V108H192ZM194 107H196V108H194ZM217 107V108H216ZM220 107H221V109H220ZM228 107V106H227ZM233 107H234V105H233ZM92 108H93V110H92ZM99 108V109H98ZM101 108V109H100ZM141 108V109H140ZM178 108V109H177ZM189 109V112H188V109ZM206 108V109H205ZM214 108V109H213ZM219 108V109H218ZM247 107H245V110L244 111H246L247 109H246ZM259 108H257V110H259ZM81 109V110H80ZM96 109V110H95ZM127 109V110H126ZM132 109H133V111H132ZM158 111H157V110ZM166 110L165 112H167V113H165V112H163L164 110ZM169 109V110H168ZM177 109V110H176ZM194 111H193V110ZM209 109H210V111H209ZM217 109V110H216ZM232 109V110H231ZM79 110V111H78ZM101 110H102V112H101ZM129 110V111H128ZM139 110V111H138ZM153 111L152 113H151V111ZM160 110V111H159ZM172 110V111H171ZM212 110H213V112L215 111V114H211V113H213L212 112ZM222 110V111H221ZM257 110H256V112H257ZM259 110V111H260ZM96 111L98 112V113H96ZM118 111H119V113H118ZM137 111V112H136ZM147 111V112H146ZM176 111V112H175ZM186 111V112H185ZM200 111V112H199ZM204 111V112H203ZM220 111L222 112V114L220 113ZM225 111H226V113H225ZM258 111V112H259ZM262 111V110H261ZM261 111H260V113H261ZM263 111H264V109H263ZM79 112H80V114H79ZM87 112V113H86ZM151 113V115H150V113ZM160 112H162V113H160ZM173 112H175L174 114H173ZM179 112V113H178ZM208 112H210V113H208ZM217 112H219L218 114H217ZM237 112V113H236ZM258 112L257 113H254V114H258ZM84 113H86V114H84ZM116 113H118V115H116V116H114ZM122 113V114H121ZM155 113V114H154ZM160 113V114H159ZM172 113V114H171ZM192 113V114H191ZM205 113H207V117H209V118H211V120L209 119V118H207L206 117V114ZM81 114H84V115H82L81 117H79V119L77 118L78 116L77 115H81ZM134 114V115H133ZM143 114V115H142ZM158 116H160V117H158ZM164 114V115H163ZM167 114V115H166ZM191 114V115H190ZM200 114H201V116H200ZM208 114H211V115H208ZM234 114H235V116H236V114H237V117H239V119L241 118V116H242V118L244 117H246L247 115L246 114H248V116H249V114H250V119L249 118H243L242 120L240 119V120H238L239 121V124L238 123H236V121L235 120H237L236 118H235V120L233 119V117H235L234 116ZM238 114H239V116H238ZM241 114V115H240ZM245 114V115H244ZM262 114V116H263V113H261ZM86 115V116H85ZM112 115V116H111ZM149 115V116H148ZM153 115V116H152ZM174 115V116H173ZM177 115V116H176ZM217 115V116H216ZM226 115V116H225ZM259 115L260 114H258V118H259ZM77 116V117H76ZM85 116V117H84ZM93 116V117H92ZM127 116V117H126ZM136 116V117H135ZM143 116V117H142ZM155 116V117H154ZM173 116V117H172ZM225 116V117H224ZM261 116V115H260ZM77 119H76V118ZM95 117V118H94ZM135 117V118H134ZM146 117V118H145ZM195 117H197V119L195 118ZM203 117H205V118H203ZM216 117V118H215ZM70 118V119H69ZM94 118V119H93ZM156 118V119H155ZM199 118H201V119H199ZM202 118H203V120H202ZM206 118H207V120H206ZM218 118V119H217ZM262 118V117H261ZM260 118V119H261ZM134 119V120H133ZM173 119V120H172ZM217 119V120H216ZM223 119V120H222ZM229 119V120H228ZM231 119H232V121H231ZM70 120V121H69ZM75 120V126L73 127L72 126V124H74V121ZM95 120V121H94ZM139 120V121H138ZM153 120V121H152ZM224 121L223 123H222V121ZM226 120V121H225ZM227 120H228V122H227ZM233 120H234V122H233ZM263 120V119H262ZM261 120V122L263 123V121ZM69 121V122H68ZM120 123H119V122ZM158 121V122H157ZM163 121V123H161ZM208 121V122H207ZM221 121V122H220ZM232 122V123H230V122ZM246 122L247 121V123H245V124H247V125H245L244 124V122ZM259 121V120H258ZM88 122V123H87ZM93 122V124H91ZM140 124V126H139V124ZM145 124H144V123ZM203 124H202V123ZM205 122V123H204ZM219 122V123H218ZM227 122V123H226ZM240 122H243L242 124L240 123ZM68 123V124H67ZM95 123V124H94ZM184 123V124H183ZM217 123V124H216ZM254 123V124H255ZM138 124V125H137ZM162 124V125H161ZM223 124V125H222ZM234 126H233V125ZM248 124H251V125H248ZM258 124H260V125H262L260 122L258 123ZM189 125V126H188ZM197 125V126H196ZM214 125V126H213ZM218 125H220V126H218ZM237 125H240L242 128H240L239 129V127L237 126ZM244 127H243V126ZM46 126H49V124L48 125H46ZM52 125H50L49 127H51ZM96 126V127H95ZM138 126V127H137ZM184 126V127H183ZM191 126V127H190ZM229 126H231V127H229ZM75 129V131L73 132L72 130H74L73 128ZM98 127H100V128H98ZM117 127H120V128H117ZM141 127H143L142 129H140ZM180 127V128H179ZM223 127V128H222ZM236 127V128H235ZM52 128V127H51ZM50 128V129H51ZM69 128H71V132H70V130H69ZM144 128H145V130H144ZM191 128V129H190ZM208 128V129H207ZM214 128H215V130H214ZM218 128V129H217ZM232 128H234V129H232ZM251 128V127H250ZM46 129H47V127H46ZM96 129V130H95ZM149 129V130H148ZM189 129V130H188ZM220 129V130H219ZM238 129V130H237ZM241 129H243V130H241ZM264 129V128H263ZM30 130V129H29ZM32 130V129H31ZM31 130L29 131V132H31ZM58 130V129H57ZM99 130H100V132H99ZM143 130V131H142ZM181 130V131H180ZM214 130V131H213ZM230 130V131H229ZM234 130H235V133H236V131H241V133L240 132H237V133H239V134H235L234 133ZM64 131V130H63ZM69 131V132H68ZM139 131V132H138ZM142 131V132H141ZM188 131V132H187ZM201 131H203V132H201ZM216 131V132H215ZM28 132V133H29ZM65 132V131H64ZM73 132V133H72ZM103 132L105 133L106 132V134H103ZM141 132V133H140ZM149 132V133H148ZM175 132V133H174ZM178 132V133H177ZM187 132V133H186ZM200 132H201V134H200ZM209 132V133H208ZM213 132V133H212ZM223 132V133H222ZM229 132H233V133H229ZM250 132V131H249ZM52 133L54 134L55 133V131L53 132L52 131ZM51 133V134H52ZM57 133H59L60 134V132H57ZM57 133H55V136L54 137H56V134ZM94 133V134H93ZM145 135H144V134ZM168 133V134H167ZM203 133V134H202ZM222 133V134H221ZM245 133V134H244ZM252 133H254V132H252ZM65 134V133H64ZM67 134L69 135V136H67ZM71 134V135H70ZM96 134H98V136L96 135ZM183 134H184V136H183ZM185 134H186V136H185ZM226 134V135H225ZM242 134H244V136L245 135H247V136H245V137H248V138H245L246 139V141L247 142H243V141H241L242 139L244 140V138H242ZM32 135V137L30 138V140L33 138V134H30V136ZM58 135V134H57ZM191 135V136H190ZM213 135H214V137L215 138H213ZM228 135H230V136H232V139L230 140V138L231 137H228ZM235 135H237V136H235V137H237L236 139H235V137L234 136ZM239 135H242V136H239ZM52 136V135H51ZM60 136V135H59ZM59 136H57V137H59ZM97 136V137H96ZM100 136V137H99ZM143 138H145V139H142L141 137ZM169 137V138H166V137ZM172 136V137H171ZM177 136H178V138H177ZM187 136H189V137H187ZM220 136V137H219ZM243 136V137H244ZM73 137V139H69V138H72ZM139 138L140 137V139H136V138ZM171 137V138H170ZM175 139H174V138ZM204 137H206V138H204ZM240 137V138H239ZM255 137H256V135H255ZM152 138V139H151ZM158 138H159V140H158ZM163 138V139H162ZM173 138V139H172ZM192 138V139H191ZM213 138V139H212ZM51 139V138H50ZM61 139V140H60ZM70 140V141H67V140ZM93 139V140H92ZM172 139V140H171ZM177 139H178V141H177ZM219 139V140H218ZM228 139V140H227ZM240 139V140H239ZM97 140V141H96ZM100 140V141H99ZM162 140V141H161ZM166 140V141H165ZM171 140V141H170ZM184 140V141H183ZM185 140H186V143H185ZM209 140V141H208ZM215 140V142H213ZM221 140V141H220ZM223 140H226L225 141V143L223 142ZM232 140H234V141H232ZM52 141V140H51ZM60 141V142H59ZM94 141V142H93ZM96 141V142H95ZM99 141V142H98ZM153 141V142H152ZM156 141V142H155ZM229 141V142H228ZM231 141V142H230ZM236 141V142H235ZM243 142L244 143V145H243V147H241V143H239V142ZM257 141V140H256ZM255 141V142H256ZM31 142V141H30ZM35 141H33V142H31V144H35L34 143ZM181 142V143H180ZM193 142V143H192ZM204 142H206V143H204ZM210 142V143H209ZM223 142V143H222ZM253 142V141H252ZM65 143V144H64ZM96 143V144H95ZM179 143V144H178ZM202 143V144H201ZM228 143V144H227ZM229 143H231V144H233V143H235L233 146L232 145H230ZM254 143V142H253ZM56 144V145H55ZM154 144V145H153ZM156 144V145H155ZM172 144V145H171ZM182 144V145H181ZM192 144V145H191ZM220 144H222V145H220ZM230 145L229 147L230 148H232V149H228V148H226V146L225 145ZM236 144H238V145H236ZM239 144H241V145H239ZM255 145H253L254 147H256V148H258L256 145V143H254ZM37 145V144H36ZM36 145H34V146H36ZM189 145V146H188ZM190 145H191V147H190ZM194 145V146H193ZM207 147H206V146ZM209 145V146H208ZM236 145V146H235ZM33 146V145H32ZM31 146V147H32ZM65 146V147H64ZM200 146V147H199ZM214 146H216V147H214ZM241 147V148H239V149H235V151H234V148L233 147ZM42 147V146H41ZM55 147L57 148V149H55ZM59 147V148H58ZM151 147V148H150ZM182 147V148H181ZM188 147V148H187ZM219 147V148H218ZM223 147V148H222ZM225 147V148H224ZM67 148V149H66ZM153 148V149H152ZM206 148V149H205ZM216 148H218V151L216 150ZM221 148V149H220ZM248 149L249 150V152H250V155H249V153H248V151H247V153H248V157H249V159L247 158V159H245L246 157H247V154H243V152L244 151H246V149ZM255 148V149H256ZM33 149V148H32ZM38 149V148H37ZM54 149V150H53ZM182 149V150H181ZM184 149H185V151H184ZM211 149V150H210ZM225 149H228V150H226L225 151ZM240 149L241 150H244L243 152H241V153H238L239 154V156H243V158L242 159H245V160H242L240 157H239V159H241L240 161L239 160H237V162H239V166H241V165H243V163H244V165L242 166V167H239V169L237 168L238 166H236L235 165V163H234V161L237 159L236 158V156L234 157V158H232L231 159V157H230V159H229V157H228V159H229V161L231 160V162H233V164L236 166L235 168H236V171H235V173L236 172H239L240 170V174H241V172L243 171V174H241L242 176H243V178L241 179L240 177H239V175L236 177V175L238 174H234L235 176V178L237 179H239L240 181H238V179H237V182H235L236 180H235V178H229V176H231V175H229L227 178H229V179H231V180H227L226 179V176L229 174V172H233V170H235V168H234V166H233V170H231L232 169V167L229 165L228 166V164H231V162H229V161H226V160H224V158H225V155H227V156H230L231 155V153L232 154H234V155H237L236 153V151H240ZM58 150V151H57ZM75 150V151H74ZM209 150V151H208ZM231 150H232V152H231ZM254 150V149H253ZM35 151L37 152V150L35 149ZM40 150L38 149V152H39ZM49 151V152H48ZM188 151V152H187ZM229 151V152H228ZM235 153H234V152ZM254 151H256V150H254ZM40 152V153H41ZM48 152V153H47ZM54 152V153H53ZM56 152H58V153H56ZM59 152H60V154H59ZM74 152H76V153H74ZM201 152V153H200ZM214 152V153H213ZM253 152V151H252ZM183 153V154H182ZM192 153V154H191ZM199 153V154H198ZM203 153V154H202ZM207 153H209V154H207ZM227 153H229V154H227ZM198 154V155H197ZM211 154H214L213 156L211 155ZM216 154H219V155H217V157H218V159L219 160H221L222 158V160H221V162L218 160V159H216L218 162L217 163H215L216 161H215V158H216ZM225 154V155H224ZM241 154V155H240ZM60 155V156H59ZM180 155V156H179ZM187 155V156H186ZM222 155H223V157H222ZM234 155H232V157L234 156ZM179 158H178V157ZM185 156H186V158H185ZM206 156V157H205ZM210 156H212L211 158H209ZM98 157V158H97ZM118 157L120 158V159H118ZM177 157V158H176ZM199 157V158H198ZM202 157H204L203 159H202ZM215 157V158H214ZM74 158V159H73ZM131 158V159H130ZM136 158V159H135ZM182 160H181V159ZM183 158H185V159H183ZM227 158V157H226ZM261 158V156L259 157V159ZM129 159V162H130V164L128 163V165H129V167H128V165H127V160ZM135 159V160H134ZM180 159V160H179ZM188 159V160H187ZM190 159V160H189ZM199 159V160H198ZM214 161H213V160ZM234 159V160H233ZM69 160H71V162L69 161ZM72 160H74V163H72ZM118 160H120L119 162H120V164H119V162H118ZM200 161V162H198V161ZM233 160V161H232ZM43 162H44V159L42 160ZM76 161H78V162H76ZM81 163H80V162ZM99 161V163H97ZM183 161V162H182ZM188 161V162H187ZM195 161V162H194ZM203 161V162H202ZM209 161H212V162H209ZM245 161V162H244ZM260 161V160H259ZM257 159H256V162H259ZM262 161V160H261ZM49 162V163H48ZM53 162L55 163V164H53ZM185 162V163H184ZM220 162V163H219ZM223 162V163H222ZM225 162V163H224ZM228 164H227V163ZM253 162H255V161H253ZM252 162V163H253ZM15 163V162H14ZM50 163H51V165H50ZM90 163H92V165L90 164ZM96 163V164H95ZM181 163V164H180ZM200 163V164H199ZM214 165H213V164ZM240 163H241V165H240ZM247 163V164H246ZM252 163H249V164H252ZM53 164V165H52ZM119 164V165H118ZM181 166H180V165ZM182 164H184V166L182 165ZM207 164V165H206ZM211 164V165H210ZM215 164H217V165H215ZM221 164H223L222 166L223 167H221ZM224 164H225V166H227V169L229 170H227L226 169V167L224 166ZM233 164H231V165H233ZM238 164V163H237ZM254 164V163H253ZM89 165H90V167H89ZM97 165H100V167L99 166H97ZM103 165V166H102ZM109 165V166H108ZM193 165V166H192ZM199 165H201L200 167H199ZM209 165H210V167H209ZM214 166V169L212 168L213 166ZM220 165V166H219ZM38 166V165H37ZM37 166H36V168L35 169H37ZM43 166V165H42ZM87 166V167H86ZM94 166V167H93ZM97 166V167H96ZM166 166H168V167H166ZM183 166V167H182ZM197 166V167H196ZM212 166V167H211ZM216 166V167H215ZM250 167H252V165H249ZM254 166V165H253ZM255 166H256V164H255ZM62 167V168H61ZM92 167V168H91ZM96 167V168H95ZM186 167V168H185ZM189 167H191V168H189ZM199 167V168H198ZM221 167V168H220ZM230 167V168H229ZM249 167V168H250ZM50 168V169H49ZM66 168H68L69 169V171H68V169H67V171H66ZM98 168H103V169H98ZM128 168L131 170H128ZM189 168V169H188ZM194 168V169H193ZM225 168V170L224 171H222V173H224L226 176L225 177H223L224 176V174H217V173H220V172H217V170L218 171H221V170H223ZM240 168H242V169H240ZM45 169L46 170H48L49 171V173H48V171H46L45 172ZM65 169V170H64ZM88 169V170H87ZM95 169V170H94ZM98 169V170H97ZM109 169V170H108ZM166 169H168V170H166ZM181 169V170H180ZM188 169V170H187ZM196 169V170H195ZM208 169H212V171L211 170H208ZM217 169V170H216ZM239 171H238V170ZM44 170V171H43ZM51 170V171H50ZM95 172H93V171ZM96 170H97V172H96ZM102 170H103V172L105 173H103L102 172ZM133 170V171H132ZM216 170V171H215ZM231 170V171H230ZM36 171V170H35ZM42 171V172H41ZM55 171V172H54ZM102 172V173H100V172ZM214 171V172H213ZM249 171V170H248ZM58 172V173H57ZM61 172V173H60ZM64 172V173H63ZM65 172H67V173H65ZM183 172V173H182ZM186 172V173H185ZM194 172H196L195 174H194ZM208 172H213V174H210V173H208ZM38 173H39V175H38ZM45 173L47 174V175H45ZM53 173V174H52ZM60 173V174H59ZM62 174H64V176L62 177ZM97 174V175H96ZM156 174V175H155ZM186 174V175H185ZM206 175V177H205V175ZM215 174H217V176L219 177L220 175H221V177L224 179V180H222V182H221V177H219L218 178V181H219V179H220V181L218 182L217 180H215L214 178H215ZM230 174H232V173H230ZM49 175H51V176H49ZM60 175V176H59ZM96 175V176H95ZM103 175V176H102ZM116 177H114V176ZM128 175V176H127ZM158 175V176H157ZM210 175H212V177H213V180H215V181H217V183H216V187L215 188H217V187H219V188H221V187H224V185L223 184H225V189H227L226 187H228V185H230L229 187H228V190H223L222 189V193L221 192H219L218 190H219V188L218 189H213L214 188V186H215V183H214V181H212L211 182V177H210ZM214 175V176H213ZM246 175V176H245ZM36 176H39L40 177V180H39V183H36V182H34L35 181V178H36ZM43 176H45L44 178L46 179V181H45V179L43 178V180L41 179ZM48 176V177H47ZM58 176H59V178H58ZM66 176V177H65ZM196 176V177H195ZM233 176V175H232ZM52 177V178H51ZM56 177V178H55ZM99 177V178H98ZM102 177H103V179H102ZM112 177H114V178H112ZM189 177V178H188ZM245 177V178H244ZM61 178V179H60ZM63 178V179H62ZM112 178V179H111ZM124 178V179H123ZM154 178V179H153ZM190 178H192V179H190ZM204 178V179H203ZM206 178H207V180H206ZM57 179V180H56ZM111 179V180H110ZM123 179V180H122ZM193 179L195 180V181H193ZM210 179V181L208 182V180ZM26 180V179H25ZM24 180V181H25ZM29 180H27L28 182H30ZM48 180V181H47ZM61 180H64V181H61ZM80 180V181H79ZM113 180V181H112ZM131 180H132V182H131ZM192 180V181H191ZM206 180V181H205ZM234 181V182H231V181ZM244 180V181H243ZM27 181H25V183L27 182ZM43 181H45V182H47V183H44ZM57 181H58V184H57ZM78 182L79 183V186L77 185L76 186V182ZM90 181V182H89ZM106 181V182H105ZM131 183V185H127V183L129 184V182ZM146 181V183H143V182H145ZM225 181V182H224ZM228 181V182H227ZM60 182H62V183H60ZM65 182V183H64ZM75 182V183H74ZM81 182V183H80ZM92 182V183H91ZM108 182V183H107ZM110 182V183H109ZM124 182V183H123ZM125 182H127V183H125ZM193 182V183H192ZM227 182V183H226ZM241 183V185L240 186H238L240 183ZM48 183H49V185H50V191H48L49 190V185H48ZM77 183V184H78ZM89 183V184H88ZM104 183V184H103ZM124 185H123V184ZM140 183V184H139ZM142 183H143V185H144V187H143V185H142ZM195 183H199V184H196V185H194ZM204 183H206V184H204ZM207 183H213L214 184V186H213V184H211V185H209V186H206L207 185ZM229 183V184H228ZM232 183V184H231ZM238 183V184H237ZM243 183V184H242ZM252 182L250 181V184H251ZM137 184H138V186H137ZM204 184V185H203ZM222 184V185H221ZM233 184H234V186H233ZM246 184H248V182L246 183ZM246 184H244V187H245V185ZM30 185V184H29ZM30 185V186H31ZM37 185H38V187H37ZM40 185H41V188H40ZM52 185V186H51ZM55 185V186H54ZM58 187H57V186ZM142 185V187H141V189H140V186ZM197 185H199V187L197 186ZM200 185H202V187L200 186ZM220 185H221V187H220ZM54 186V187H53ZM107 186V187H106ZM193 186V187H192ZM195 186V187H194ZM210 186H213V188H211ZM236 186V187H235ZM247 186V185H246ZM57 187V188H56ZM65 187H67L66 189H65ZM78 187V188H77ZM91 187V188H90ZM95 187V188H94ZM99 187V188H98ZM138 187V188H137ZM190 187V188H189ZM208 187H210V188H208ZM235 187V188H234ZM237 187H239L240 189L238 190V188ZM38 188V189H37ZM40 188V189H39ZM44 190H43V189ZM54 188H56V189H54ZM59 188V189H58ZM76 188H77V190H76ZM80 188H81V190H80ZM82 188H83V191H82ZM85 188H86V190H85ZM101 188V189H100ZM110 188H111V190H110ZM116 188V189H115ZM125 188V189H124ZM129 188V189H128ZM199 190H198V189ZM204 188V189H203ZM206 188V189H205ZM231 188H232V190L234 191V192H232V190H231ZM234 188V189H233ZM37 189V190H36ZM54 189V190H53ZM62 189V190H61ZM65 189V190H64ZM94 189V191H99V189H100V191L99 192H94V191H92V190ZM104 189V190H103ZM108 189V190H107ZM122 189V190H121ZM130 189H132V190H130ZM136 189H139V190H137L136 191ZM191 189V190H190ZM194 189V190H193ZM209 189V190H208ZM215 190L216 192V194L215 195H217V197L215 196V199H216V202L214 203H212V201L211 202H209L212 198H214V193L212 192L213 190ZM41 190V191H40ZM88 190V191H87ZM109 190H110V192H109ZM127 190V191H126ZM133 190H135V191H133ZM246 190V189H245ZM31 191V192H30ZM39 192V193H37V192ZM45 191H47V192H45ZM63 191V192H62ZM86 191H87V193H86ZM104 191V192H103ZM196 191V192H195ZM207 191H209V193L207 192ZM248 190H246L245 191V194H246V192H247ZM44 192V193H43ZM78 192V193H77ZM83 192V193H82ZM90 192V193H89ZM91 192L92 193H94L95 195H93V194H91ZM110 194H109V193ZM116 192V193H115ZM121 194H120V193ZM139 192V193H138ZM175 192V193H174ZM190 192H192V194L190 193ZM200 192V193H199ZM213 194H212V193ZM14 193H15V191H14ZM60 193V194H59ZM86 193V194H85ZM96 193H99L98 195L96 194ZM106 194V193H108V195L106 196V195H104V197H103V195L102 194ZM137 193H138V195H137ZM190 193V194H189ZM194 193H196V194H194ZM206 193H208V194H206ZM213 195H211V194ZM218 193H220V195L218 194ZM225 193V194H224ZM228 193V194H227ZM233 193H235V195H234V197L232 196V194ZM248 193V192H247ZM53 194V195H52ZM92 196H91V195ZM188 194V195H187ZM196 195V196H194V195ZM223 194H224V196H223ZM244 194V193H243ZM249 194V193H248ZM247 194V195H248ZM27 195V196H26ZM102 195V196H101ZM140 195V196H139ZM190 195H191V197H190ZM205 195L207 196L208 195V197H205ZM218 195H219V197H218ZM231 197H230V196ZM237 195H239V196H241V197H239L238 198V196ZM57 198H56V197ZM100 196V197H99ZM131 196H136V197H132L131 198ZM188 196H189V198H188ZM194 196V197H193ZM223 196V197H222ZM236 196V197H235ZM44 197V198H43ZM91 197V198H90ZM211 198V199H209V201H208V198ZM225 197V198H224ZM248 197V196H247ZM43 198V199H42ZM51 198H52V200H51ZM54 198V199H53ZM59 198H61L60 200H62V201H60L59 200ZM88 198V199H87ZM136 198V200H134V199ZM192 200H191V199ZM228 198L230 199V200H232V201H228ZM245 198V197H244ZM39 199V198H38ZM37 199V200H38ZM97 199V200H96ZM133 199V200H132ZM188 199V200H187ZM189 199H190V201H189ZM215 199H212V200H214L215 201ZM218 199L220 200L221 199V202L219 201V203H217L218 202ZM241 199H243V198H241ZM240 199V200H241ZM54 200V201H53ZM57 202H56V201ZM60 202H59V201ZM94 202H93V201ZM198 200V201H197ZM246 201H247V198L245 199ZM244 200V201H245ZM91 201V202H90ZM188 201H189V203H188ZM243 201V202H244ZM90 202V203H89ZM101 203V204H98V203ZM106 202V203H105ZM129 202V203H128ZM58 203H60V204H58ZM64 203V204H63ZM87 205H86V204ZM97 204V206H95L96 204ZM212 203V204H211ZM229 203V204H228ZM234 203V204H233ZM46 206V208H45V206ZM89 204V205H88ZM188 204H189V206H188ZM214 204H216V205H214ZM244 204V203H243ZM39 205H38V207H39ZM107 205V206H106ZM109 205H111V207L109 206ZM213 205V206H212ZM233 205V206H232ZM1 206V205H0ZM12 206V205H11ZM114 206V207H113ZM116 206H118V207H116ZM186 206V207H185ZM200 206V207H199ZM215 206H216V210L219 212H217L216 210H215ZM229 206L230 207H232L233 209H230L229 208ZM43 207H44V209H43ZM113 207V208H112ZM138 207V208H137ZM200 209H199V208ZM202 207V208H201ZM218 207V208H217ZM225 207V208H224ZM2 208H4V207H2ZM4 208V209H5ZM63 208V209H62ZM93 208V209H92ZM100 208H102V209H100ZM104 208V209H103ZM114 208H116L115 209V211L116 212H112V209H114ZM165 208V209H164ZM187 208V210H185ZM190 208V209H189ZM194 208V209H193ZM206 208V209H205ZM212 208H213V210H212ZM237 208V210L235 211L234 209H236ZM244 208V209H243ZM4 209L2 210L1 209V212L2 211H4ZM62 209V210H61ZM91 209V210H90ZM109 209V210H108ZM130 209H133V210H131L130 211ZM210 209V210H209ZM227 209V210H226ZM16 210L19 212V213H17L16 212ZM96 210V211H95ZM162 210V211H161ZM165 210H167V211H165ZM235 211V212H232L230 215L228 214V212H230V211ZM240 210H238V213H241V215L243 216V214H242V212L240 211ZM14 211L18 214L17 216L18 217H15L16 215V213L14 214ZM57 212V214H56V212ZM92 212V216L90 217V215H91V212ZM95 211V212H94ZM105 211H109V212H112L113 214H109V215H107L109 212H106L105 213ZM114 211V210H113ZM136 211V212H135ZM189 211V212H188ZM210 211H212V212H214L213 214L212 213H210ZM225 211L227 212V216L229 217V219L227 218V216H226V213H225ZM89 212H90V214H89ZM101 212V213H100ZM133 212V217L131 218V217H128V213H132ZM167 214H166V213ZM196 212V213H195ZM207 212V213H206ZM224 212V213H223ZM246 212H247V210H246ZM48 213H50L49 215H48ZM54 213L58 216V217H60V218H57V216L55 217L54 216V219H53V217H51V216H53L54 215ZM87 213H88V217H86L87 216ZM97 215H96V214ZM199 213H200V215H199ZM203 213V214H202ZM216 213V214H215ZM218 213V214H217ZM238 213L236 212V214H237V216H238ZM8 214V212H7V216L9 215ZM10 214V215H11ZM53 214V215H52ZM81 214V215H80ZM130 214H129V216H130ZM143 214H144V216H143ZM184 214V215H183ZM222 216V218L220 217V215ZM15 215V216H14ZM43 215V214H42ZM74 215V216H73ZM104 215V216H103ZM111 215H113V216H111ZM196 215V216H195ZM216 217H215V216ZM218 215V216H217ZM232 215V216H231ZM245 215V214H244ZM50 216V217H49ZM77 216H78V218H77ZM110 216V217H109ZM241 216V217H242ZM41 217H40V219H41ZM74 217V218H73ZM83 217H85V219H83ZM93 217V218H92ZM105 217L107 218V219H105ZM115 217V218H114ZM203 217V218H202ZM232 217V218H231ZM8 218H9V216H8ZM56 218H57V220H56ZM99 218V219H98ZM129 218V219H128ZM191 218V219H190ZM53 219V220H52ZM78 219H79V221H80V223H79V221H78ZM97 219V220H96ZM110 219V220H109ZM112 219V220H111ZM128 219V220H127ZM136 219V220H135ZM152 219H154V220H152ZM216 222V224H215V222L213 221V220ZM221 219H223V220H228V221H221ZM231 219V221H232V219H234L232 222L231 221H229ZM242 219V218H241ZM244 219V218H243ZM248 220V217H246L245 216V220ZM8 220H10V222L9 223H11V221L13 220L12 219V217H11V219H8ZM16 220V219H15ZM47 220H49V221H47ZM52 220V221H51ZM89 220H90V222H89ZM92 220H94V221H92ZM105 221V222H103V221ZM191 220V221H190ZM194 220H195V223H194ZM221 222H220V221ZM14 221V220H13ZM51 221V222H50ZM53 221H57V222H53ZM77 221H78V223H77ZM113 221V222H112ZM115 221H117V223L115 222ZM212 221V222H211ZM239 221V220H238ZM241 221V220H240ZM242 221H244V220H242ZM241 221V222H242ZM15 222V221H14ZM85 222H86V225H84L85 224ZM131 222V223H130ZM134 222V223H133ZM206 222H208V223H206ZM214 222V223H213ZM222 222H225V224H227V225H225L226 227H227V229L229 230L228 232H230V233H225L227 236H229V237H227V236H225V235H223V237L225 238H223L222 240L220 239V238H218L219 237V235L221 236V233L224 231V232H226L227 231V229H225L224 227V229H222ZM229 222H231V224L229 223ZM240 222V223H241ZM93 223H95V225H93L94 227H96V228H94L93 226H92V224ZM97 223H98V225H97ZM199 223V224H198ZM221 225H220V224ZM228 223H229V226H228ZM237 223V222H236ZM7 224H8V222H7ZM7 224H6V226L4 227V229L7 227ZM12 224H15V223H12ZM54 224H56V226L54 225ZM78 224H80V226L78 225ZM88 224H90V226H92V229L90 228V226L88 225ZM103 226H102V225ZM107 224V225H106ZM185 224V225H184ZM194 224H196V226L194 225ZM83 225V226H82ZM100 225V226H99ZM209 225V226H208ZM223 225V226H224ZM30 226V227H29ZM86 226V227H85ZM107 226V227H106ZM139 226V227H138ZM210 226H212V227H210ZM8 227H11V225L9 224V226ZM34 227H36V228H34ZM88 227H89V232H88ZM101 227V228H100ZM133 227V228H132ZM188 227V228H187ZM234 227V226H233ZM26 228V229H25ZM31 228V229H30ZM38 228H39V231H37L38 230ZM84 228V229H83ZM87 228V230H85ZM99 228H100V230H99ZM134 228H136V229H134ZM140 229V231L138 230V229ZM203 228H204V230H203ZM208 228H210V229H208ZM7 229H9V228H7ZM27 229H29V231L31 230V232L33 231V229H36V230H34L33 232V235H32V233H31V236H29V237H27L28 235H30V233H25V231L27 230ZM45 229V231H43ZM59 229V230H58ZM83 229V230H82ZM93 229H94V231H96V232H94L93 231ZM97 229H98V231H97ZM103 229H105L107 232H108V234H110V232H111V234H112V236L114 237V236H116L117 238H115V240H113L112 241V239H111V235H110V238H109V236L107 237V236H104V237H106L107 239H105L104 237L102 238V239H105L104 241L102 240H99V238H100V236H102V233L104 232V230ZM111 229V230H110ZM142 229V230H141ZM196 229V230H195ZM11 230V229H10ZM9 230V231H10ZM18 230V231H17ZM52 230V231H51ZM55 230H57V231H55ZM85 230V233L83 232ZM90 230H92V231H90ZM102 230V231H101ZM5 231H7L8 232V230H6L5 229ZM12 231V230H11ZM48 231H50V232H48ZM59 231V232H58ZM81 231V232H80ZM137 231V232H136ZM142 231V232H141ZM156 231V232H155ZM210 231V233H207V232H209ZM6 232V233H7ZM41 234H40V233ZM89 233V234H87V236L88 237H86V233ZM90 232H92L91 234H90ZM100 232V233H99ZM138 232H140V233H138ZM196 232V233H195ZM211 232H213V233H211ZM59 233V234H58ZM94 233V234H93ZM96 233V234H95ZM126 234L127 235V237L129 236V238L131 239H129V238H126V235H123V234ZM133 233V234H132ZM138 233V234H137ZM200 233V234H199ZM219 233V234H218ZM12 234V235H11ZM100 234V235H99ZM207 234H209V235H207ZM212 234H215L214 235V237H213V235ZM224 234V233H223ZM230 234V235H229ZM25 235H27V236H25ZM38 235V236H39ZM51 235V236H50ZM62 235V236H61ZM136 235V236H135ZM174 235V236H173ZM232 235V236H231ZM122 236V237H121ZM184 236V237H183ZM211 237V239L209 240L208 238H210ZM218 238H216V237ZM5 237H6V239H5ZM18 237H14L15 239H20V237L18 238ZM25 237V238H24ZM45 237V238H44ZM49 237V238H48ZM62 238V240H60L61 238ZM91 237L93 238V239H91ZM99 237V238H98ZM177 237V238H176ZM227 237V238H226ZM58 238V239H57ZM60 238V239H59ZM86 238H88V239H86ZM97 238H98V240L100 241V243H99V241L97 242V243H99L100 245H101V243L102 244H109V246H110V249L112 250V248H113V251H111L110 252V255H109V253L107 252L106 253V250H108V248H107V245H106V250L105 249H100V247H103L102 245L100 246V245H98V244H96V240H97ZM108 238L109 239H111V240H109V242L107 243H103V242H105V241H107L108 240ZM142 238V239H141ZM187 238V239H186ZM200 239V241H199V239ZM206 238V239H205ZM216 240H215V239ZM229 238V239H228ZM2 239H5V240H8L7 239V236H4V238H2ZM23 239H26L25 241L23 240ZM43 239H45L44 241L46 242V239H47V242L46 243H44L43 244ZM52 239V240H51ZM55 239H57V241L55 240ZM90 239V240H89ZM94 239H96V240H94ZM126 239V240H125ZM128 239V240H127ZM184 239V240H183ZM204 239V240H203ZM212 239H214L215 240V243H214V240H212ZM226 239H228L227 241H225ZM237 239V238H236ZM4 240V241H5ZM50 242H49V241ZM60 240V241H59ZM63 240H65V241H63ZM89 240V241H88ZM95 242H93V241ZM124 240V244L122 245V241ZM138 240V242H136V243H134L135 241H137ZM177 240V241H176ZM196 240V241H195ZM198 240V241H197ZM206 240V241H205ZM220 240H221V242L223 241L224 242V245L226 246L227 245V242H228V244H229V246L228 247H230L229 249H230V251L232 250V253H233V251L235 252V253H230L229 251L227 252V249H226V252L225 251H223V249H224V246H222L223 245V242H222V245H221V242H220ZM235 240V241H234ZM92 241V242H91ZM111 241V242H110ZM127 241H128V243H130L131 241H134L133 243H130V244H128L127 243ZM204 241H205V244H204ZM230 241H232V242H230ZM5 242H7V241H5ZM29 242V243H30ZM40 242V243H39ZM60 242H63L62 244L60 243ZM90 242L92 243V244H90ZM114 244H113V243ZM119 242V243H118ZM126 242V243H125ZM173 242V243H172ZM209 242V243H208ZM215 244H213V243ZM234 242V243H233ZM8 243V242H7ZM19 243V244H18ZM30 243V244H31ZM50 245H49V244ZM71 243V244H70ZM121 243V244H120ZM190 243V244H189ZM231 243H233V245H231ZM17 244H18V246H19V248L20 247H22V250H23V248H25L26 249V251H27V253H25V249L22 251H20V250H18V247H17ZM26 244H28V243H26ZM40 244H41V246H40ZM45 244H47L46 246H45ZM60 244V245H59ZM68 244H70V245H68ZM96 244V245H95ZM113 244V245H112ZM119 245V246H117V245ZM129 245V246H127V245ZM131 244H132V246H131ZM179 244V245H178ZM208 244V245H207ZM35 245V246H34ZM66 245H68V246H66ZM114 245H115V247H114ZM125 245V246H124ZM135 247H134V246ZM89 246H90V248H89ZM95 246L98 248V251H99V249H100V251L99 252H102V253H96V252H98V251H96L97 249L95 248ZM113 246V247H112ZM121 246V247H120ZM123 246H124V248H123ZM201 246H203V247H201ZM214 246L217 248V250L215 251V248H214ZM217 246H219V247H217ZM233 246V247H232ZM33 247H34V249H35V247H36V252H35V250L33 249ZM39 247V248H38ZM47 249H46V248ZM52 247V248H51ZM61 247H63V249L61 248ZM66 247V248H65ZM117 247H119V248H121V249H119V250H117ZM125 247H127L126 249V251H124V249H125ZM131 247H132V249H131ZM135 249H134V248ZM191 247H193V248H191ZM17 248V249H16ZM31 248V249H30ZM40 250L41 249V252L39 253V251H38V249ZM50 248H51V250H50ZM56 248V249H55ZM136 248H137V250H136ZM146 248V249H145ZM227 248V247H226ZM232 248V249H231ZM21 249V248H20ZM33 249V250H32ZM52 249H54V250H52ZM59 249L61 250V251H59ZM109 249V250H110ZM123 249V250H122ZM129 249V250H128ZM181 249V250H180ZM206 249V250H205ZM222 249V250H221ZM31 251V252H29V251ZM105 250V251H104ZM133 250H134V253H133ZM218 250H219V252H218ZM18 251H20L19 253H16V252H18ZM50 251V252H49ZM52 251H57V253L56 252H53V254L55 255H52ZM67 251V252H66ZM124 251V252H123ZM128 251H130V256L128 255ZM138 251V252H137ZM190 253H189V252ZM215 251V252H214ZM222 251H223V253L225 254H223L222 253ZM23 252V253H22ZM33 252V253H32ZM35 252V253H34ZM47 252V253H46ZM49 252V253H48ZM60 252V253H59ZM118 252V253H117ZM179 252V253H178ZM202 254H201V253ZM30 255H32L33 254V260H32V257L31 256H29V254ZM104 253L105 254H107V255H104ZM112 253H113V255H112ZM149 253V254H148ZM196 253H199V254H196ZM208 253V254H207ZM216 253V254H215ZM219 253H220V255H219ZM229 253V254H228ZM28 254V255H27ZM42 254V255H41ZM123 254H125L124 256H122ZM127 254V255H126ZM135 254V256H133ZM207 254V255H206ZM214 254V255H213ZM222 254V255H221ZM14 255V256H13ZM26 255H27V257H26ZM38 255V256H37ZM39 255H41L40 257L42 258H40L39 257ZM64 255V256H63ZM96 255V256H95ZM109 255V256H108ZM137 255V256H136ZM187 255V256H186ZM224 255V256H223ZM231 255H230V257H231ZM53 256V257H52ZM61 256H63L62 258H61ZM95 258H94V257ZM108 256V257H107ZM110 256H113L112 258H111V261L110 262H105V260H107ZM132 256V257H131ZM217 256V257H216ZM222 256V257H221ZM31 258L30 260H29V258ZM58 257L60 258V259H58ZM64 257H66V258H64ZM82 257H83V259H82ZM92 257V258H91ZM127 257H129V259L127 258ZM182 257H184V258H182ZM186 257H188V258H186ZM194 258L193 260H192V258ZM216 260H214V262H217V263H214L213 262V258ZM25 258V259H24ZM27 258H28V260H27ZM40 258V259H39ZM67 258H68V261H67ZM80 258V259H79ZM116 258V259H115ZM196 258V259H197ZM216 258H219V259H216ZM224 258V259H223ZM227 258H226V260H227ZM50 259V258H49ZM91 259V260H90ZM128 259V260H127ZM16 260H14V262L16 261ZM41 260V261H40ZM54 260V261H53ZM81 260V261H80ZM109 260V259H108ZM202 260V259H201ZM230 260V259H229ZM91 261V262H90ZM117 261V262H118ZM177 261V262H176ZM189 261V262H188ZM50 262V263H49ZM58 262V263H57ZM125 262V263H124ZM175 262V263H174ZM185 262V263H184ZM201 262V263H200ZM191 263V264H192ZM117 264H119V263H117ZM207 264V263H206ZM219 264V263H218ZM229 264V263H228Z\"/></svg>",
  "mask_w": 264,
  "mask_h": 264
},
{
  "label": "bare ground",
  "instance_id": "bare-ground-1",
  "mask_svg": "<svg viewBox=\"0 0 264 264\" xmlns=\"http://www.w3.org/2000/svg\"><path fill=\"white\" fill-rule=\"evenodd\" d=\"M103 1V0H102ZM106 1V0H105ZM103 2V4L101 3H99V2H96V0H0V264H18V263H16L18 260H16V256H18V255H16L15 254V257L14 258H11L12 256H11V254H13V252L15 251L14 250V248H15V244L16 243H14V241L16 242V240H18V241H20L22 238L20 237V235L22 234L21 232H24L23 230L24 229H18V226H20L21 225V223H19L21 220H24L25 221V223H26V219L28 220V222L30 221V224H31V227L33 228V226H36V224L38 223V222H40V221H42V220H44V219H42V217L41 216H44V218L46 217V215H44V213L46 212V210L44 209V207H43V209H44V213H41L42 211H41V209L40 208H42V206L40 207V205H39V200H41L40 198H41V195L40 194H38V195H34V196H30V194H27L28 196H30L31 197V200H30V205L28 204V202L27 203H25L26 205L28 204V206H26L23 202H22V200L23 199H25V200H27V199H29V198H27V197H24L25 195V193H23V192H21V189H19L21 186H24V188L25 187H29L30 189H31V191L33 192V188L34 187H32V185H31V183L33 182H31L28 178H30V179H32L33 180V176L34 175H36L37 173L36 172H39L40 170L38 169V167H39V164H41V162H42V164H41V167H44V166H46V165H44L47 161L45 160V157H46V159L48 158V161H50V159H49V153H51L52 152V149L50 148V150L49 151H51V152H47L48 154H46V156L44 157L43 155L44 154H42V152L43 153H45V150H43L42 151V149H44L43 148V144L45 145V143H47V142H45V141H48L47 139V137H48V135H49V142L51 143V142H55L54 141V139L55 138H58V140H59V138L61 137L62 138V136H63V138H62V144H63V140L64 141H66L65 140V136H66V129L65 128H67L66 127V119L64 120V118L63 117H66V112H67V104L66 103H68V101H66L67 100V98L69 99V97H70V99H71V97L72 96H75L74 94H76L75 92H74V94H73V91H75L76 89H74L75 87L74 86H72L73 84L75 85L76 83L74 82V81H76L77 79H76V77L77 76H79L80 75V73L82 72L81 71V69H80V73L79 74H77V75H75L76 73H78L79 72V66H80V64L81 63H79V62H81L82 60V57L81 56H83L84 58H86V57H88L87 55H89L90 54V52L91 51H94V49L96 50H102V49H100V47H99V45L103 42V40H104V42L102 43L103 45H104V48L103 49H106L107 47V49H108V52H109V47H114L115 48V45H116V43H114V46H112V44H111V41H110V43H108V42H106L105 40H106V36H108V35H106V33H107V31H105L104 32V28L106 27V28H108V30L110 31V26H108L107 27V25H110L109 23H108V19H110L111 17H110V13H111V11L112 12H114V8L113 7H115L114 5H113V1L114 2H117V1H119V0H107L108 1V3H110V4H108L107 3V1L106 2ZM128 0H126L125 1V3L127 2ZM133 1V0H132ZM146 1V0H145ZM144 1V2H145ZM151 1V0H150ZM154 1V3L157 1V0H153ZM152 1V2H153ZM162 1H164V0H162ZM167 1V0H166ZM166 1L165 2H163V3H165L166 4ZM176 1V0H175ZM183 1V0H182ZM181 0H180V2H182ZM185 1V0H184ZM191 1V0H190ZM192 1H194V0H192ZM226 1V0H225ZM231 1V0H230ZM241 1H243L242 3L243 4H245L244 5V12H247L246 10L247 9H249L250 8V6H251V8H253L252 7V5L253 4H251V3H254V4H257V5H255V7H256V9L257 10H255V12L253 13V14H255L253 17H254V21H256V22H258V21H262L263 22V24H262V22L259 24V22L258 23H252L251 21L252 20H250L251 19V16L250 17H248V18H250L249 20H250V23H247L248 24V26H249V24L251 25V23L253 24V25H255L256 27L254 28V26H249V28L251 27V29L253 30H251L252 31V33H254L253 35H255V37H256V34H258V29H260L259 31H261V32H259V36H260V33H264L263 31V29H264V19H263V17H262V15H261V13L263 14V16H264V5H263V3H264V1L263 0H260L259 2L256 0V2L257 3H255V0H245V3H244V0H239L238 1V5H236L237 3H236V0H234V2L236 3H234V5L236 6H234L235 7V9H236V11L237 12H239L238 13V16L239 17H241L240 15V13L241 12H243V8H241V6H243V4L241 5L240 4V2ZM112 2V3H111ZM124 2V1H123ZM122 2V3H123ZM129 3H126V4H130L131 3V0H129L128 1ZM136 2L138 3V1L136 0ZM169 2V1H168ZM171 2V1H170ZM202 2H205V1H201V3ZM207 2V1H206ZM205 2V3H206ZM210 2V3H209ZM212 2H215V1H212ZM211 1H208V4H210V5H212L213 3H212ZM229 2V1H228ZM232 2H233V0H232ZM250 2V3H249ZM262 2V3H261ZM108 5H106V4ZM124 3V4H125ZM147 3H148V1H147ZM146 2H145V4H147ZM150 3V2H149ZM154 3H153V5H154ZM178 3V2H177ZM192 3V2H191ZM212 3V4H211ZM216 3V2H215ZM260 3V4H259ZM111 4H112V7H110L111 6ZM124 4H121V5H124ZM132 4V3H131ZM134 4H136L135 2H134ZM144 4V3H143ZM159 4V3H158ZM168 4V3H167ZM173 4V3H172ZM176 4V3H175ZM180 4V3H179ZM183 4V3H182ZM198 4V3H197ZM197 4H194L193 3V5H190L191 6V8L193 7V6H196V7H198L197 6ZM229 4H232V3H230L229 2ZM228 4V5H229ZM247 4V5H246ZM249 4H250V6H249ZM262 4V5H261ZM102 5V6H101ZM110 5V6H109ZM118 5H119V2H118ZM117 3H116V8H117ZM149 5H151V4H149ZM148 4H147V7L149 6ZM181 5V4H180ZM201 5V4H200ZM205 6V7H201V6ZM201 6H200V9H198V11L196 10V9H193V10H195L196 11V13L198 12V13H201L200 14V16L201 17H199V16H197V14L196 15H194V18H196V19H198L197 21H195L196 22V24L199 26L200 24H198L199 22L198 21H200L201 22V19L203 18H205V17H203V11H202V9H204V8H206V10H207V6H206V4L204 5V4H202ZM209 5V6H210ZM216 5H218V3L216 4ZM215 5V6H216ZM221 5H223V4H221ZM225 5H227V4H225ZM233 5V4H232ZM259 5H260V7H259ZM100 6L101 7H103L104 6V9H107L108 10V12H109V9L108 8H113L112 10H110V13H106V11L103 9V8H100ZM129 6V5H128ZM134 6V5H133ZM137 6H140V5H138L137 4ZM136 5H135V7L136 8H138ZM146 6V5H145ZM144 6V7H145ZM159 6V5H158ZM174 6V5H173ZM190 6H189V8H190ZM214 6V4H213V8L215 7ZM220 5H218V7H219ZM246 6V7H245ZM248 6V7H247ZM106 7V8H105ZM130 7H132L131 5H130ZM130 7H127V8H129L130 9ZM142 7V5L140 6V8ZM154 7V6H153ZM164 7L165 8H168V7H166V6H164L163 5V9H164ZM170 7V6H169ZM182 8V10H186V9H183V6H181ZM186 7H188L187 6V4H186V6L184 7V8H186ZM212 7V6H211ZM211 7H208L209 8V10H210V8ZM217 7V8H218ZM224 6H222V7H220L221 9L223 8ZM240 7V8H239ZM126 8V10H128ZM135 8V9H136ZM157 8V7H156ZM160 8V7H159ZM172 8V7H171ZM176 9H177V7H175ZM194 8V7H193ZM225 8V7H224ZM222 9L223 11L222 12H224V15L228 12V10H229V8H228V10H227V8H225L226 9V11H224L225 9ZM239 8V9H238ZM246 8V9H245ZM250 8V9H251ZM262 10H261V9ZM99 9V10H98ZM100 9H101V11H100ZM102 9L105 11V13H102V12H104V11H102ZM118 9H122V8H119V6H118ZM118 9H116V11H117V13L119 12V13H122V12H124V11H126V10H123L122 12H120L121 10H118ZM125 9V8H124ZM133 9H134V7H133ZM132 8H131V11L130 12H128V13H130L131 14V18H133L134 16H135V18H136V20H137V17H136V13H135V15H133L132 14V11L134 12L135 10H133ZM144 9V8H143ZM147 9H149V8H147ZM154 9H155V7H154ZM161 9H162V7H161ZM173 9H174V7H173ZM180 9V8H179ZM180 9V10H181ZM188 9V8H187ZM230 9L232 10V12L233 13H231V11L229 10V12L227 13V14H232L231 16H234V18H238V16H237V12L235 13L234 12V8L232 7H230ZM250 9L248 10V12L246 13V15H248V13H250V14H252L251 12H249L250 11ZM254 9V8H253ZM258 9H259V13H258ZM139 10V9H138ZM150 10H151V8H150ZM153 10V9H152ZM164 10H166L167 11V9H164ZM169 10V9H168ZM180 10H179V13H180ZM191 12H190V14H189V16H187V18H189V19H192L191 17H193V15H192V13H194L193 12V10H191V9H189ZM241 10V11H240ZM252 10V9H251ZM98 11H100V12H98ZM154 11V10H153ZM159 11H163V10H160L159 9ZM202 11V12H201ZM211 11H213V12H215L214 10H211ZM211 11H208L207 10V12L209 13H207L206 15L207 16H209V18H210V14H211V16L213 17H211L212 19H217V21L219 20V19H223V13L221 14V12L219 13V14H217L218 13V11L219 10H217L216 9V13L213 15V13H211ZM257 11V12H256ZM261 11V12H260ZM98 12V13H97ZM127 12V11H126ZM125 12V13H126ZM139 12V11H138ZM156 12H158V10L156 11ZM183 12V11H182ZM189 12V11H188ZM253 12V11H252ZM115 13V12H114ZM116 13V14H117ZM119 13H118V16H116L115 14H114V16L117 18H119V16H121V14L119 15ZM124 13V14H125ZM128 13H126V14H128ZM147 13V12H146ZM179 13H177V11H176V14H179ZM186 13V12H185ZM234 13H235V15H234ZM101 14V15H100ZM109 15V16H107V18H105V20H103L104 18L103 17H106V16H104V15ZM123 14V13H122ZM125 14V15H126ZM150 14V13H149ZM181 14V13H180ZM187 14V13H186ZM220 14L222 15L221 17H220ZM226 14V15H227ZM243 14V13H242ZM99 15V16H98ZM125 15H124V17H125ZM169 15H170V13H169ZM174 15H175V13H174ZM182 15V14H181ZM188 15V14H187ZM217 15V16H216ZM219 15V16H218ZM226 15H225V17H226ZM243 15H245V13L243 14ZM256 15H257V17H256ZM261 15V16H260ZM103 18H101V17ZM129 16V15H128ZM148 16V15H147ZM156 16H159L158 14L156 15ZM166 16V15H165ZM171 16V15H170ZM169 16V18L171 19V17ZM176 16V15H175ZM175 16H174V18H175ZM205 16V15H204ZM206 16V17H207ZM100 17V18H99ZM109 17V18H108ZM150 17V16H149ZM185 17H186V15H185ZM224 17V19L226 20L227 18H225ZM243 17V22H242V19H241V23H243V26H245V25H247L244 21H247V20H245V19H247V17L245 16H242ZM262 17V18H261ZM112 18H113V16H112ZM115 18V19H116ZM121 18H122V16H121ZM144 17H142V19H143ZM147 18V17H146ZM177 18H179L180 19V16L178 15V17ZM177 18H175V20L174 21H176V23H177V21L179 22V20H177ZM219 18V19H218ZM229 18H233V17H229ZM229 18H228V20H229ZM233 18V19H234ZM255 18H256V20H255ZM101 19V20H100ZM107 19V20H106ZM170 19H167L166 18V20L167 21H169ZM183 19V18H182ZM202 19V20H203ZM206 19H208V17L206 18ZM206 19H205V22H206ZM212 19H211V21H212ZM215 19L213 20V21H215ZM221 19V20H222ZM224 19L222 20L223 22H224ZM232 19V20H233ZM258 19V20H257ZM261 19V20H260ZM113 20H114V18H113ZM119 20V22L117 23V24H115V25H119L123 20H121V22H120V18L118 19ZM127 20V19H126ZM140 20V19H139ZM151 20V19H150ZM173 20H170L171 22H172V24H170V25H172L173 26ZM185 20H187V19H184V21ZM232 20H229V22H231ZM107 23H106V22ZM115 21V20H114ZM128 21V20H127ZM130 21L131 20H129V22H128V24L130 23ZM162 20H160V22H161ZM183 21V20H182ZM188 21V20H187ZM190 21V20H189ZM194 21V20H193ZM193 21H192V24L191 25H196L195 24V22L193 23ZM209 21V20H208ZM212 21V22H213ZM221 21V22H222ZM234 21V20H233ZM238 21V20H237ZM237 21H236V23H237ZM240 21V20H239ZM253 21V22H254ZM97 22V23H96ZM100 22H102L101 23V25L103 26H105L106 24V26L105 27H103V30H101L100 29V27H102L101 25H100ZM109 22H112V21H109ZM117 22V21H116ZM138 22V21H137ZM136 22V23H137ZM160 22H159V24H160ZM163 22V21H162ZM203 23H204V20L202 21ZM235 22V21H234ZM249 22V21H248ZM123 23L125 24V22L123 21L122 22V24L121 25H123ZM133 23V22H132ZM170 22H168V24H169ZM186 23V22H185ZM188 23V25H190V23L189 22H187ZM186 23V24H187ZM216 24H217V22H215ZM239 23V22H238ZM237 23V24H238ZM244 23H245V25H244ZM99 24V25H98ZM142 24H143V22H142ZM146 24V23H145ZM150 24H151V22H150ZM154 24V23H153ZM157 24V20H156V23H155V25ZM162 24H165V22L164 23H162ZM167 24V25H168ZM178 24H180V23H178ZM182 24V23H181ZM185 24V25H186ZM202 24V23H201ZM216 24H215V26H216ZM220 23H218V26H220L219 25ZM226 24H228V21H226ZM230 24V23H229ZM235 24V23H234ZM237 24L235 25V27L237 26ZM262 24V25H261ZM112 26L111 27H114L115 25L113 24V22H112V24H111ZM114 25V26H113ZM120 25V26H121ZM127 25V24H126ZM141 25V24H140ZM148 25V24H147ZM174 25H177V24H174ZM184 25V24H183ZM193 25V26H194ZM197 25L196 26H194L195 28L197 27ZM206 24H204L203 25V31H204V28H206L207 26H208V23H207V26H205ZM222 25L223 26H225V24H223L222 23ZM231 25V27H232V24H230ZM240 25V24H239ZM257 25H259L258 27H257ZM98 26H100V27H98ZM119 26V27H120ZM123 26H125V25H123ZM130 26H131V24H130ZM133 26V25H132ZM142 26V25H141ZM144 26V25H143ZM149 26V25H148ZM151 26V25H150ZM178 26V25H177ZM187 26V25H186ZM193 26H191V28L193 27ZM212 26V25H211ZM213 27V29L212 28H210V29H212V30H214V28H216V27ZM227 26V25H226ZM248 26H245V29L248 27ZM118 27V26H117ZM122 27V26H121ZM126 27V26H125ZM129 27V26H128ZM137 27H139L138 25H137ZM181 26L179 25V28H180ZM209 27V26H208ZM227 27H230V26H227ZM234 27V28H235ZM238 27V26H237ZM260 27H262V28H260ZM106 28H105V30H106ZM115 28V27H114ZM123 28V27H122ZM122 28H120V30H122ZM136 28V27H135ZM165 28V27H164ZM200 27H198L197 28V32H198V35H197V37H198V42L201 40L200 39V37L199 36H201L202 35V31L199 29ZM239 28V27H238ZM249 28H247L248 30H250ZM141 29H142V27H141ZM149 28L147 27V30H148ZM169 30H170V28H168ZM172 29H173V27H172ZM182 29H183V27H182ZM188 29H190V28H188ZM199 29V30H198ZM237 29V28H236ZM101 30V32L103 31V33H105L104 34V36L103 37H105V39L102 37V34L100 33L99 34V36H98V38H97V36H95V35H98V33L97 32H99ZM114 30V29H113ZM161 30H163V28H161ZM184 30V29H183ZM186 30H187V28H186ZM195 30V29H194ZM193 30V31H194ZM218 30V29H217ZM220 31L222 30L223 32H224V30L223 29H219ZM238 30V29H237ZM240 30V29H239ZM248 30H246L247 31V33L249 34V32H251V31H249L248 32ZM115 31H117V30H115ZM130 31V30H129ZM142 31H144L143 29H142ZM145 31H146V29H145ZM164 31V30H163ZM192 31V30H191ZM192 31V32H193ZM196 31V30H195ZM201 31V32H200ZM205 31H208V30H205ZM257 31V32H256ZM118 32H119V30H118ZM117 32V33H118ZM131 32V31H130ZM137 32V31H136ZM141 32V31H140ZM159 32V31H158ZM168 32V31H167ZM178 32V31H177ZM185 32V31H184ZM186 32H190V30L189 31H186ZM200 32V33H199ZM236 33L235 34H239L240 33V35H241V32H243V30H241V31H239V33H237V31H235ZM244 32H245V30H244ZM110 33V32H109ZM114 32H112L111 33V35L113 34ZM122 33V34H121ZM119 32V35L121 34L122 36H123V30H122V32ZM142 33V32H141ZM162 33H164V32H162ZM213 33V32H212ZM215 33V32H214ZM214 33H213V35H214ZM220 33H222V32H220ZM227 33V35H230V37H234V39H236V38H239V35H238V37H235V36H237V35H235V36H232L231 35V33L230 34H228V31L226 32ZM247 33H244V35L246 36V34ZM252 33H250L249 35L250 36H247V37H249V38H251V36H253L252 35ZM93 34H95V35H93ZM116 34V33H115ZM127 34H128V32H127ZM135 33L133 32V33H131V36L132 35H134ZM154 34V33H153ZM197 34V33H196ZM201 34V35H200ZM209 35L210 37H211V35L210 34H208V33H206L205 32V35ZM216 34V33H215ZM233 34V33H232ZM110 35V34H109ZM110 35V36H111ZM137 35H139V34H137ZM155 35H157L158 37H159V35H158V33L156 32V34H154V36ZM162 35V34H161ZM181 35V34H180ZM212 35V36H213ZM217 35V34H216ZM215 35V36H216ZM220 35V34H219ZM227 35H225V38L226 37H228ZM110 36H108V37H110ZM114 36V34L112 35V37ZM124 36H127V35H124ZM123 36V37H124ZM163 36V35H162ZM167 36H169V35H167ZM167 36H165V38L163 39V40H168L166 37ZM182 36V35H181ZM185 36H186V33H185ZM184 36V37H185ZM187 36H189V35H187ZM190 36H192V35H190ZM193 36H194V34H193ZM192 36V37H193ZM222 35H220V37H221ZM224 36V35H223ZM222 36V37H223ZM258 36V37H259ZM107 37V38H108ZM115 38H116V35L114 36ZM113 37V38H114ZM118 38L119 37H121V36H117ZM134 37V36H133ZM145 37V36H144ZM191 37V38H192ZM214 37V36H213ZM219 37V38H220ZM221 37V38H222ZM241 37H242V35H241ZM246 37V38H247ZM258 37H256V38H258ZM260 37H262V35L260 36ZM259 37V44H260V40L263 42V37H264V34H263V37L262 38H260ZM96 38L97 39H99V40H96ZM103 38V39H102ZM112 38V39H113ZM117 38V39H118ZM122 38V37H121ZM121 38H119V39H121ZM130 38V37H129ZM138 38V37H137ZM203 38H205V37H202V39ZM220 38V39H221ZM245 38V39H246ZM248 38V40L247 41H249L250 40V42H251V39H249ZM95 40L96 41V43H97V41H98V43L96 44V43H94V42H92V40ZM123 39V38H122ZM150 40H151V38H149ZM148 39V40H149ZM160 39L161 38H159V42H160ZM186 39H187V42H189V44H190V41L188 40V37L187 38H184V41L183 42H185L186 41ZM192 39H194V37L192 38ZM208 39H209V37H208ZM207 39V40H208ZM217 40V41H221V40ZM242 39L244 40V37H242ZM91 40V41H90ZM93 40V41H94ZM101 40H102V42H101ZM114 40V39H113ZM174 40V39H173ZM194 40H196V38L194 39ZM193 40V41H194ZM203 40H205L206 41V39H203ZM213 40V39H212ZM222 40H223V38H222ZM240 40V42H241V39H239ZM242 40V42H245V43H248V42H246V41H243ZM252 40L254 41L255 40V38H252ZM257 40V39H256ZM107 41H109V39L107 40ZM155 41V40H154ZM157 41V40H156ZM161 41H162V39H161ZM170 41H172V40H170ZM169 41V42H170ZM176 41H179V39H176ZM202 41V40H201ZM208 41H210V40H208ZM217 41H215V42H217ZM225 41V40H224ZM228 40H226L225 42H227ZM231 41H232V43H233V39H231ZM230 41V42H231ZM235 41H238V39L237 40H235ZM258 41V40H257ZM94 43V44H96V45H94V44H92V43ZM99 42H101L100 44H99ZM106 42V43H105ZM115 42V41H114ZM122 42V41H121ZM131 42V41H130ZM136 42H138V41H136ZM143 42H145L144 40H143ZM147 42H149V41H147ZM147 42H146V44H147ZM167 42V41H166ZM195 43H193V44H195V46H197L198 44H200V43H198L197 45H196V41H194ZM225 42H222V43H224L225 44ZM250 42L248 43V44H250ZM90 43L92 44V45H90ZM112 43H113V41H112ZM124 43V42H123ZM156 43V42H155ZM171 43V42H170ZM177 43V45H178V42H176ZM176 43H175V45H176ZM180 43H182V41H179V44ZM211 43V42H210ZM214 43V42H213ZM231 43V44H232ZM256 43V42H255ZM257 43V44H258ZM101 44V45H102ZM108 46H107V45ZM149 44V43H148ZM186 44V43H185ZM188 44V45H189ZM193 44H190L191 46L193 45ZM216 44H218V42L217 43H214L213 45H216ZM227 44V43H226ZM237 44L239 45V43L237 42ZM254 44V43H253ZM257 44H255V48L254 49H257V50H255L256 52L259 50V52H261V50L258 48V45ZM100 45V46H101ZM111 45V46H110ZM118 45V44H117ZM119 45H120V43H119ZM119 45H118V47H119ZM126 45V44H125ZM134 45V44H133ZM137 45V44H136ZM141 45H145V44H141ZM155 45V44H154ZM161 45H164V44H161ZM170 45V44H169ZM173 45V44H172ZM190 45H189V47H190ZM204 45V43H202V45L200 44V47L201 46H203ZM219 45V44H218ZM227 45H230V43L229 44H227ZM238 45H233L232 44V46H233V48L235 49V48H237V47H234V46H238ZM241 45H243V44H241ZM245 45V47L247 46V44H244ZM243 45V46H244ZM256 45H257V48H256ZM94 46H95V48H94ZM142 46V47H143ZM147 46V45H146ZM146 46H144L143 48H145ZM149 46V48H150V45H148ZM148 46L146 47V48H148ZM174 46V45H173ZM183 47L184 46H186V45H182ZM194 46V45H193ZM199 46V45H198ZM220 46V45H219ZM249 46V45H248ZM247 46V47H248ZM251 46V45H250ZM253 46V45H252ZM260 46V45H259ZM262 46H264V45H262L261 44V47ZM89 47H93L91 50H89ZM167 47V46H166ZM175 48H177V46H174ZM183 47L181 48V47H179L178 46V48H179V50H181V49H183ZM188 47V46H187ZM215 47H217V45L215 46ZM227 47V46H226ZM230 47V46H229ZM240 47L241 46H239V49H240ZM102 48V47H101ZM164 49H165V47H163ZM195 48H197V47H195ZM195 48H193V53H194V49ZM206 48V47H205ZM218 49H219V47H217ZM242 48V47H241ZM263 49H264V47H262ZM106 49V50H107ZM113 49V48H112ZM125 49V48H124ZM123 49V50H124ZM153 49H156L155 47L153 48ZM172 49H173V47H172ZM187 50H188V48H186ZM198 49V48H197ZM221 49H224V48H221ZM220 49V51H222ZM226 49V48H225ZM233 49V50H234ZM245 48H243V50H244ZM252 49V48H251ZM97 50H96V52H97ZM114 50V49H113ZM129 50H130V48H129ZM137 50V49H136ZM138 50H140L139 48H138ZM146 50H148V49H146ZM167 50V49H166ZM178 50V53L180 52ZM185 50V49H184ZM242 50V51H243ZM247 50V49H246ZM248 50H249V48H248ZM75 51H76V55H75ZM77 51L79 52V53H81V56H79L78 54L79 53H77ZM105 51V50H104ZM102 52V53H100L99 51V53L101 54L100 56L102 57V55L103 56H105L106 54H108V53H106V51L105 52ZM110 51H111V49H110ZM115 51V50H114ZM128 51V50H127ZM135 50H133V52H134ZM143 51H144V49H143ZM200 51H202V50H200V48H199V51L198 52H200ZM219 51V52H220ZM225 51V50H224ZM224 51H222L221 53L223 54V52ZM229 51H230V49H229ZM234 51H241V50H234ZM242 51H241V53H242ZM253 51V50H252ZM255 51H254V53H255ZM82 52H84V54H85V56L84 55H82L83 53ZM95 52V51H94ZM96 52H95V54L93 55L92 53H91V55L90 56H93V57H91V59H88V61H90V62H88L89 63V65L87 64V67L88 66H90L91 64L90 63H92V66H94L93 65V62H94V58H95V56H97L98 57V55L97 54H99L98 52H97V54H96ZM116 52V51H115ZM118 52V51H117ZM122 52H124V51H122ZM121 52V53H122ZM142 51H139L138 52V54L139 53H141ZM145 52V51H144ZM189 52V51H188ZM212 52H215V54H217L218 53V51H217V49L215 50L214 49V51H212ZM217 52V53H216ZM230 52H233L232 51V49H231V51ZM230 52H229V54H230ZM245 52H248V51H245ZM258 52V53H259ZM263 52V51H262ZM261 52V53H262ZM104 53V54H103ZM106 53V54H105ZM129 53V52H128ZM131 53H132V51H131ZM157 53V52H156ZM159 53V52H158ZM181 53V55H182V51L180 52ZM224 53H226V52H224ZM240 53V52H239ZM249 53H250V51H249ZM254 53H252V55L254 54ZM117 55H118V53H116ZM123 54V53H122ZM130 54V53H129ZM154 54V53H153ZM189 54H190V52H189ZM196 54V53H195ZM221 54V55H222ZM227 54H228V50H227ZM232 54H235V52L234 53H232ZM232 54H230V55H232ZM244 54V53H243ZM263 54L264 53H262V54H258L260 57L259 58H256V59H260L261 60V58H263L264 59V57H263ZM111 55V54H110ZM121 55V54H120ZM134 55V54H133ZM161 55V54H160ZM186 55H188V54H186ZM185 55V56H186ZM198 55H199V53H198ZM197 55V56H198ZM208 55V54H207ZM209 55H211V53L209 52ZM209 55H208V57H209ZM218 56H219V54H217ZM217 55H216V57H217ZM239 55V54H238ZM237 55V53L235 54V56H238ZM242 55V54H241ZM245 56L247 55V54H244ZM249 55V54H248ZM258 55H257V57H258ZM76 56V57H75ZM114 56V55H113ZM125 56V55H124ZM155 56H157V60L158 59H160L159 57H158V55H155ZM161 56H163V55H161ZM192 56H193V54H192ZM196 56V57H197ZM200 56V55H199ZM202 56V55H201ZM212 56V55H211ZM213 56H215V55H213ZM226 56V55H225ZM225 56H224V58H225ZM234 56V55H233ZM232 56V57H233ZM256 56V55H255ZM262 56V57H261ZM118 57V56H117ZM116 57V58H117ZM130 57V56H129ZM131 57H132V55H131ZM137 57H138V55H137ZM137 57L135 58V61H137L136 59H137ZM139 57H141L140 55H139ZM138 57V58H139ZM195 57V56H194ZM195 57V58H196ZM221 57V56H220ZM229 57V56H228ZM240 57H242V56H240ZM252 57H254V56H252ZM252 57L251 56H249V58H251L252 59ZM77 58H78V60H77ZM81 58V59H80ZM105 58H107V57H105ZM125 58V57H124ZM164 58H165V54H164ZM186 58V57H185ZM189 58V57H188ZM191 58V57H190ZM198 58V57H197ZM202 58V57H201ZM200 58V59H201ZM203 58H205V57H203ZM202 58V59H203ZM207 58V57H206ZM219 57H217V59H218ZM223 58V57H222ZM222 58L220 59L219 58V61H221L222 60ZM77 60V62L79 63H77V65H76V60ZM95 59H97V58H95ZM102 59V58H101ZM100 59V57H99V61L101 60ZM104 59V58H103ZM126 60H129V59H127V58H125ZM143 59V58H142ZM145 59V58H144ZM150 59L151 60H154V59H152V57H150ZM162 59V61H163V58H161ZM180 59V58H179ZM193 59V58H192ZM199 59V58H198ZM208 59H210V58H208ZM211 59H212V57H211ZM213 59H214V57H213ZM212 59V60H213ZM216 59V60H217ZM225 59H227V58H225ZM229 59V58H228ZM232 59V58H231ZM235 59V58H234ZM237 59H240L239 57H237ZM242 59V58H241ZM240 59V60H241ZM80 60V61H79ZM84 60H86V59H83V62H86V61H84ZM117 60H119V59H117ZM133 60V59H132ZM169 60V59H168ZM189 60L191 61V59H188V62H189ZM193 60H195V59H193ZM245 59H244V57H243V59L241 60V61H244ZM250 60V59H249ZM97 61V60H96ZM95 61V62H96ZM108 61V60H107ZM125 60H123V62H124ZM134 60H133V62H135ZM139 61V60H138ZM145 61V60H144ZM170 61H173V60H171L170 59ZM197 61V60H196ZM200 61V60H199ZM203 61V60H202ZM210 61V60H209ZM209 61H205V62H209ZM215 60H213L212 62H211V64L212 63H216L217 64V62L215 61ZM227 61V60H226ZM247 61V60H246ZM255 61V58H254V60L252 59V61H248L250 64L251 63H253ZM261 61H263V60H261ZM101 62V61H100ZM102 62H103V64L102 65H105L104 63H105V61L104 60H102ZM101 62V63H102ZM110 62V61H109ZM128 62V61H127ZM130 62V61H129ZM141 62H143V60L141 61ZM158 61H156V63H157ZM161 62V61H160ZM169 62V61H168ZM193 62V61H192ZM225 62V61H224ZM228 62V61H227ZM258 62H260V61H258ZM264 62V61H263ZM100 63V64H101ZM137 63V62H136ZM184 63V62H183ZM186 63H187V61H186ZM197 63V62H196ZM195 63V64H196ZM234 63V62H233ZM239 63H241V62H239ZM247 63V62H246ZM249 63H247V65L249 64ZM96 64V63H95ZM107 64V63H106ZM114 64V63H113ZM128 64H130V63H128ZM138 64H142V63H138ZM159 64V63H158ZM195 64H193V65H195ZM198 64H199V62H198ZM210 64V62H209V64H207V67H208V69H210L211 70V65ZM219 64H220V62H219ZM221 64H222V62H221ZM226 64H228V63H226ZM244 63H242V65H243ZM255 64V63H254ZM262 64V63H261ZM76 65V66H75ZM82 65H84L83 63H82ZM99 64H97V66H96V68H100V67H102V65H100V67L98 66ZM120 65V64H119ZM119 65L117 64V67H119ZM131 65H133V64H131ZM153 65V64H152ZM200 65V64H199ZM204 65V64H203ZM208 65H211V66H208ZM222 65H224V66H226L224 63L222 64ZM221 65V66H222ZM231 65V64H230ZM233 65V64H232ZM247 65H245V66H247ZM94 66V67H95ZM116 65H114L113 67H115ZM121 66V65H120ZM129 66V65H128ZM168 66H169V64H168ZM192 66V65H191ZM205 66H206V63H205ZM217 66H218V64H217ZM244 66V67H245ZM249 66H252V65H249ZM248 66V67H249ZM257 66V65H256ZM264 66V65H263ZM262 66V67H263ZM103 67H106V65L105 66H103ZM130 67H134V66H130ZM135 67H136V65H135ZM134 67V68H135ZM156 67H160V66H156ZM195 67V66H194ZM206 67V68H207ZM210 67V68H209ZM216 66H214V68H215ZM230 67V66H229ZM229 67H227V68H229ZM237 66H235L234 68H236ZM259 67H261V66H259ZM82 68H84V66H82ZM85 68H86V63H85ZM107 68H109V67H107ZM120 68V67H119ZM123 68V67H122ZM161 68V67H160ZM168 68V67H167ZM197 68V67H196ZM219 67H217V69H218ZM220 68H222V67H220ZM238 68V67H237ZM251 68V67H250ZM77 69V70H76ZM104 69V68H103ZM129 69V68H128ZM132 69V68H131ZM143 69V68H142ZM208 69H206V71L208 70ZM247 67H245V69H243V73H241V72H239V74L241 73L242 75H244V74H248V72H246L247 70ZM252 69H253V67H252ZM86 72H87V70L86 69H84ZM113 70V69H112ZM115 70L117 71V69H116V67H115ZM160 70V69H159ZM191 70V69H190ZM201 70V69H200ZM203 70V69H202ZM220 70V69H219ZM227 70V69H226ZM236 70H238V69H236ZM242 70V69H241ZM240 70V71H241ZM249 70V69H248ZM258 70V69H257ZM75 71H78V72H75ZM103 71V70H102ZM108 71H110V70H108ZM170 71V70H169ZM189 71V70H188ZM209 71V70H208ZM217 71V70H216ZM227 71H229V70H227ZM233 71H235V70H233ZM232 71V72H233ZM255 71V70H254ZM100 73V70L98 71V69H97V73ZM106 72V71H105ZM104 72V73H105ZM111 72H113V71H111ZM128 72V71H127ZM135 72V71H134ZM191 72V71H190ZM231 72V73H232ZM246 72V73H245ZM250 72H252V71H250ZM257 72H259V71H257ZM256 72V73H257ZM103 73V72H102ZM116 73V72H115ZM114 73V74H115ZM117 73H119V70H118V72ZM117 73H116V75H117ZM126 73V72H125ZM132 74L133 72L131 71L130 72V70H129V74ZM138 73V72H137ZM158 73H159V71H158ZM188 73V72H187ZM196 73V72H195ZM197 73H199V72H197ZM201 73V72H200ZM213 73V72H212ZM217 73V72H216ZM223 73V72H222ZM237 73V72H236ZM236 73H232L233 74V76H234V74H236ZM107 74V72L105 73V75ZM113 74V73H112ZM113 74V75H114ZM157 74V73H156ZM208 74V73H207ZM219 74V73H218ZM217 74V75H218ZM238 74V75H239ZM258 74V73H257ZM85 75V74H84ZM83 75V76H84ZM120 75V73L117 75V76H115L117 79L119 78L118 76ZM122 75V74H121ZM128 75V74H127ZM151 75V74H150ZM193 75V74H192ZM197 75V74H196ZM221 75V74H220ZM224 75V74H223ZM223 75H222V77H223ZM249 75H250V73H249ZM255 75V74H254ZM86 76H87V74H86ZM104 76V75H103ZM131 77L130 78H132V75H130ZM155 76V75H154ZM195 76V75H194ZM214 76V75H213ZM231 75H229V77H230ZM245 76V77H244ZM242 78L244 79V78H246L247 80L244 82L245 84H247V83H249L251 80L253 81L254 79L252 78V79H250V81L249 82H247L248 81V79H249V77L248 76H246V75H244ZM255 76H257V75H255ZM260 76V75H259ZM261 76H262V74H261ZM126 77H128V76H126ZM189 77V76H188ZM192 77V76H191ZM204 77V76H203ZM212 77V76H211ZM216 78H218L217 76H215ZM222 77H221V79H222ZM252 77H254V76H252ZM98 78V77H97ZM95 79L96 81L99 79ZM122 78V77H121ZM129 78V77H128ZM128 78H127V80H128ZM153 78V77H152ZM194 78V77H193ZM192 78V79H193ZM207 78V77H206ZM231 78V77H230ZM234 78V77H233ZM236 78V77H235ZM241 77L239 76V79H240ZM250 78H251V76H250ZM255 78V80H257L258 79V81H260V80H262L263 82H262V84H261V87L259 86H257L258 85V83H255V84H253L254 82H252L251 83V85L253 84L255 87H256V90H257V88H258V90L257 91H259L260 93L262 92L263 94H264V88L262 89L263 91H260L259 90V88H262V87H264L263 85H264V76L263 77H260V79L259 78H256V77H254ZM262 78V79H261ZM107 79V78H106ZM120 79V78H119ZM176 79V78H175ZM197 79V78H196ZM198 79H200L201 80V78H198ZM203 79V78H202ZM79 80V79H78ZM93 80V79H92ZM132 79H130V81H131ZM137 80V79H136ZM149 80V79H148ZM188 80H190V79H188ZM210 80V79H209ZM214 79H212V81H213ZM230 80V79H229ZM254 80V81H255ZM116 81V80H115ZM115 81H113V82H115ZM121 81V80H120ZM186 81H187V78H186ZM185 81V82H186ZM190 81H192V80H190ZM190 81H188V82H190ZM202 81V80H201ZM215 81V80H214ZM214 81H213V83H214ZM222 81H224V80H221V82ZM226 81V80H225ZM231 81H233V79L231 80ZM76 82H78V86H81V85H83V83L85 82V81H82V80H80V81H76ZM143 82V81H142ZM145 82H147V80L145 81ZM156 82V81H155ZM195 82V81H194ZM194 82H191V85L193 84L194 85ZM197 82H200V81H196V83ZM220 82V81H219ZM218 82V83H219ZM230 82V81H229ZM228 82V83H229ZM235 82H236V80H235ZM238 82V81H237ZM247 82V83H246ZM256 82V81H255ZM80 83V84H79ZM87 83H89V82H87ZM100 83V82H99ZM133 83H134V81H133ZM148 84H149V82H147ZM150 83H152V81L150 82ZM206 83V82H205ZM90 84V83H89ZM93 84V83H92ZM103 83L101 82L100 83V85H102ZM124 84V83H123ZM128 84H129V82H128ZM146 84V83H145ZM188 84V83H187ZM190 84V83H189ZM210 84V83H209ZM215 84V83H214ZM217 84V83H216ZM216 84L215 85H213V86H216ZM221 84V83H220ZM237 84V83H236ZM250 84V83H249ZM98 85V84H97ZM127 85V82H126V84H125V86ZM136 85V84H135ZM181 85V84H180ZM191 85H189V86H191ZM196 85V84H195ZM207 85V84H206ZM212 85V84H211ZM227 85V84H226ZM228 85H230V83L228 84ZM238 85L239 86H241L242 87V85H240L239 83H238ZM252 85V86H253ZM259 85H260V83H259ZM76 86V85H75ZM90 86H92L93 88H95V86L94 85H91L90 84ZM108 86V88H110L109 87V85H107ZM106 86V87H107ZM113 87H115L114 85H112ZM131 86V85H130ZM138 86V85H137ZM148 86V85H147ZM208 86H210V85H208ZM212 86V87H213ZM223 86V85H222ZM235 85H233L232 87H234ZM237 86V85H236ZM236 86H235V88H236ZM248 87H250V85H247ZM71 87L73 88V89H71ZM77 87V86H76ZM103 87V86H102ZM141 87H143V86H141ZM146 87V86H145ZM144 87V89H146ZM174 87V86H173ZM199 87H200V83H199ZM198 87V88H199ZM212 87H210V88H212ZM217 87V86H216ZM216 87H215V89H216ZM219 87H221V86H219ZM219 87H218V91H219ZM227 87V86H226ZM225 87V88H226ZM248 87H246V88H244V90L246 89V91H250L251 90V92H254V88L253 89H250V88H252V87H250L248 90H247V88ZM80 90L83 88V87H78ZM77 88V89H78ZM86 88H87V86H86ZM97 88V87H96ZM100 88H101V86H100ZM104 88V87H103ZM117 88V87H116ZM132 88H133V86H132ZM137 88H139V87H137ZM136 88V89H137ZM193 88H195V87H193ZM192 88V89H193ZM201 88V87H200ZM206 88L207 89H209V87H207L206 86ZM240 88V87H239ZM78 89V91H79V93H77V94H80V92L82 91H80ZM85 89V88H84ZM88 89V88H87ZM86 89V90H87ZM91 89V88H90ZM107 88H105V89H102L101 88V90H106ZM124 89V88H123ZM184 89V88H183ZM190 89V88H189ZM188 89V90H189ZM214 89V88H213ZM220 89H222V88H220ZM229 89H231V87L229 88ZM228 88H227V90H229ZM237 89V88H236ZM235 89V90H236ZM243 88H241V90H242ZM73 90V91H72ZM92 90V89H91ZM90 90V91H91ZM97 91H99L100 93L102 92V91H100V89H99V87L96 89ZM111 90H113L114 91V89L113 88H111ZM130 90H131V88H130ZM201 90V89H200ZM224 90V89H223ZM238 90V89H237ZM256 90H255V95H257V96H255V95H253V94H251V93H249L248 94V92H246L245 91V93L243 92V93H241V94H243V98H242V96H241V98H239L238 96H237V100H238V103L241 101V100H243V102L242 103H244L243 105L245 106V107H247L246 109V111H244L245 110V107L242 105L241 107H244L243 109L244 110H242V108H239V105H241V104H239L237 107L238 108H236L235 106L237 105V101H236V95H234V92H233V94H228L227 92V96H224L225 98H226V100L223 98V99H221V98H219L220 100H221V102L223 101V103H225L224 105H220L221 107H222V109L225 107L227 110L226 111H229V114H227L228 115V118H230V114H232V113H235V111L237 110L238 111V109H239V111L240 112H247L250 108H249V106L250 105H247V104H249L253 99H254V97H259V98H257L258 100H256V101H258V103L260 102V100L263 98L264 99V95L262 96V95H260L258 92H256ZM89 91V90H88ZM87 91V92H88ZM143 91V90H142ZM145 91H147V90H145ZM221 91V90H220ZM230 91H232V89L230 90ZM85 93H84V95H87L88 93L86 92V91H84ZM94 92H95V90H93V93H92V96H93V99H95L94 101H96V100H98V99H100L99 97H98V99H97V97H95L97 94H94ZM99 92H97V93H99ZM135 92V91H134ZM140 92H141V90H140ZM188 92H190V91H188ZM211 92V91H210ZM222 92L223 91H221L220 93H221V96H223L222 95ZM238 92V91H237ZM236 92V93H237ZM99 93V94H100ZM113 93V92H112ZM126 93V92H125ZM204 93V92H203ZM206 93H208V92H206ZM206 93H204V94H206ZM220 93H215V98L216 97H218V96H216V94L217 95H219ZM225 93V92H224ZM235 93V94H236ZM247 93V94H246ZM257 93V94H256ZM90 94V93H89ZM128 94H129V92H128ZM203 94V95H204ZM82 95V94H81ZM80 95V96H81ZM83 95V96H84ZM135 95V94H134ZM179 95H181V93L179 94ZM188 95H190V94H188ZM198 95V94H197ZM207 95V94H206ZM213 95V98H214V94H212ZM225 95V94H224ZM231 95H233V97L235 98V100H234V98L233 99H231ZM238 95V94H237ZM247 95V96H246ZM251 95V101H249L250 100V98L248 97V96H250ZM252 95H253V97H252ZM79 96V95H78ZM80 96L78 97V98H80ZM82 96V98H84ZM128 96V95H127ZM165 96V95H164ZM191 96V95H190ZM209 96V95H208ZM207 96V97H208ZM228 96H229V98H228ZM240 96V95H239ZM245 96L247 97V99H249V100H247L246 98H245ZM86 97V100H88L87 98H89V97H87V96H85ZM100 97L101 98H103L104 96L102 95H100ZM138 97V96H137ZM143 97H145V96H142V98ZM150 97V96H149ZM148 97V98H149ZM192 97V96H191ZM261 97V98H260ZM78 98H76L77 99V102L79 103V100H78ZM145 98H147V97H145ZM161 98V97H160ZM167 98V97H166ZM182 98H183V96H182ZM187 98H189V97H187L186 96V99ZM198 98H199V95H198ZM203 98V97H202ZM202 98H201V100H202ZM212 98V99H213ZM133 99V98H132ZM192 99V98H191ZM195 99V98H194ZM193 99V100H194ZM196 99H197V97H196ZM211 99V100H212ZM263 99L261 100V102L260 103H264V101H263ZM74 98H72L71 99V102H70V104H71V106H69L68 105V107H71V108H69L68 109V112L70 111V113H68L69 114V116L71 115V114H73L72 112H73V110H72V105H74L75 103H74ZM83 100V99H82ZM81 100V101H82ZM90 100V99H89ZM88 100V101H89ZM104 100V102H105V99H103ZM122 100V99H121ZM168 100V99H167ZM204 100H205V98H204ZM208 100L210 101V98H208ZM220 100H218L217 99V101L219 102V104L221 103L220 102ZM225 100V101H224ZM231 100H233V101H235L234 103L231 101ZM80 101V102H81ZM101 101V100H100ZM126 101V100H125ZM124 101V102H125ZM134 101H136V100H134ZM171 101V100H170ZM180 101V100H179ZM184 101V100H183ZM187 101H190V99L189 100H187ZM214 101H216V100H214ZM217 101H216V103H217ZM231 101V102H230ZM255 101V99L253 100V102H252V108H251V110H253V108L255 109L254 111H251V110H249L247 113H251V112H254V113H257L259 110H260V108L258 107V106H254V104L255 103H257ZM263 101V102H262ZM72 102L74 103V104H72ZM84 102V104H85V102H86V106L87 107H85V109H84V107L82 108V110L80 111L81 113H83L84 112V110L86 111V108L88 109V108H90L91 106H90V104L88 105V103L89 102H87V101H83ZM101 102H103V101H101ZM103 102V103H104ZM129 102H132L131 101V99H130V101ZM137 102V101H136ZM175 102V101H174ZM185 102V101H184ZM183 102V103H184ZM199 102V101H198ZM202 102V101H201ZM205 102V101H204ZM211 102V101H210ZM213 102V101H212ZM249 102V103H248ZM96 104V102H93V104ZM100 103V102H99ZM139 103V102H138ZM150 103V102H149ZM159 103V102H158ZM157 103V105H159ZM182 103V104H183ZM190 103H192V102H190ZM223 103H221V104H223ZM229 103H231V106H232V108L234 109V108H236V109H234V111L232 110V113H230L231 111H230V108H231V106H230V104ZM80 104H82V102L80 103ZM93 104H91L92 106H94ZM105 104V103H104ZM107 104V103H106ZM165 104V103H164ZM174 104V103H173ZM186 104H188V103H186ZM197 104V103H196ZM209 104V103H208ZM214 104V103H213ZM247 106H246V105ZM77 105V104H76ZM79 105V104H78ZM77 105V106H78ZM97 105V104H96ZM102 105V104H101ZM141 105V104H140ZM150 105H151V103H150ZM156 105V104H155ZM155 105H154V107H155ZM161 105H162V102H161ZM160 105V106H161ZM166 105V104H165ZM190 105V107H191V104H189ZM192 105H193V103H192ZM195 105V104H194ZM216 105V104H215ZM218 105V104H217ZM233 105H234V107H233ZM263 105L264 104H261V106L263 107ZM80 106H85V105H80ZM90 106V107H89ZM98 106V105H97ZM104 106V105H103ZM137 106V105H136ZM153 106V105H152ZM151 106V107H152ZM199 106V105H198ZM198 106H196V107H198ZM205 106V105H204ZM228 106V107H227ZM74 107V106H73ZM99 107V106H98ZM142 108L144 107V106H141ZM157 107V106H156ZM170 107V106H169ZM196 107H194V108H196ZM200 107V106H199ZM221 107H220V109H221ZM94 108V107H93ZM93 108H92V110H93ZM134 108V107H133ZM146 108V107H145ZM167 108V107H166ZM193 108V107H192ZM217 108V107H216ZM224 108V109H225ZM257 108H259V110H257ZM99 109V108H98ZM101 109V108H100ZM135 109V108H134ZM141 109V108H140ZM178 109V108H177ZM176 109V110H177ZM188 109V108H187ZM197 109V108H196ZM206 109V108H205ZM214 109V108H213ZM219 109V108H218ZM223 109V110H224ZM263 109H264V107L260 110L261 111V113H263V116H262V114L260 113V111L258 112V114H260L259 115V118H258V114H254V113H251L252 114V119L250 120V122L252 121V120H254V117H253V115H255L256 116V118L259 120H257V122L259 123H261L262 125H260V124H258V123H255L256 121H253V123H252V126H249L248 128L249 129H247L246 127H244L245 125H247V124H245V123H247V121L246 122H244V128L243 129H245V131H246V133H247V131H248V134H249V137L250 136H253L254 138H250V142H248V144H245L244 145V143L245 142H247L246 141V139L245 138H248V137H245V136H247V135H245L244 136V134H242V135H239V136H242V138H244V140L242 139L241 141H245L244 143L243 142H239V143H241V144H239V145H241V147H243V145L247 148L249 145H250V147H248V149H250V148H252V150H251V153H253V156L251 155V156H249L250 155V152H249V150L248 149H246V151H244V150H241L242 148L239 146H237V147H233L234 148V151H235V149L237 148V149H239V148H241L240 149V151L238 150V151H236L237 153V155H234V154H232L231 153V155L229 154V153H227V154H229L230 156H227V155H225V158H224V160H226V161H229V159H230V157H231V159L232 158H234L235 156H236V160L234 161V163H235V165L236 166H238L237 168L239 169V167H242L243 165H244V163H243V165H241V163H240V165L241 166H239V162H237V160H241L242 158H243V154H247V157L245 158V159H249V157H250V161H249V163H252L253 161H255V162H253L252 164H249L248 163V166H244L245 167V169H247L246 171L247 172H245L246 174H247V176H246V181L248 182V184H246L247 182H245L244 184H246L245 185V187H244V184H243V188L242 189H246V190H248L247 192L249 193H247L246 192V194H245V189L243 190V193H242V190H240V193H239V191H238V193H237V190H236V194H240V195H242L243 197H241V196H239V195H237L238 196V198L239 197H241V198H243V199H238L237 201H235L236 200V198H233L232 200H233V202L234 203H236V205H235V207H238V205H240L241 203H242V205H244V207H245V205L248 203V205H246V207L247 208H245V212H242V210H240V208L242 207L241 205L238 207V210H240L241 212H242V214H243V216L241 215V213H238V210H237V208L236 209H234L237 213H238V216H237V214H236V212L235 211H230V212H228V214L230 215L232 212H235V213H233L231 216L234 218L235 216L236 217H238V219H237V221L236 220H234V219H232V221L235 223L234 225L232 224V225H230L229 226V223L231 224V219L229 220V221H231V222H229L228 223V229H231L232 230V233L231 234H233V236H232V241H233V239H235L236 240V244L234 245V247H233V250L235 251V252H237V253H235L234 251H233V253H235V256H233L234 254L232 253V250L230 251V247H228L229 246V244H228V242H227V245L225 246L224 245V240L222 241L223 242V245H222V242H221V240L224 238L223 237V235H225V236H227L225 233H227L229 230L227 229V227L225 226V225H227V224H225V222H222V229H224L225 227V229H227V231L226 232H222L221 233V236L219 235V237L218 238H220L221 240H220V242H221V245L222 246H224V249H223V251H225L226 252V249H227V252L229 251L230 253H232L233 255H231V254H229V259L227 258L228 256H224L225 254V252L223 253V251H222V253L224 254L223 256H224V258L226 257L227 258V260H226V258L223 260V261H225L224 263H226V264H264V111H263ZM96 110V109H95ZM127 110V109H126ZM157 110V109H156ZM164 110V109H163ZM169 110V109H168ZM193 110V109H192ZM217 110V109H216ZM256 110H257V112H256ZM72 111V112H71ZM79 111V110H78ZM129 111V110H128ZM132 111H133V109H132ZM139 111V110H138ZM151 111V110H150ZM158 111V110H157ZM160 111V110H159ZM166 110H164L163 112H165ZM172 111V110H171ZM194 111V110H193ZM209 111H210V109H209ZM222 111V110H221ZM220 111V113L222 114V112ZM226 111H225V113H226ZM251 111V112H250ZM80 112H79V114H80ZM101 112H102V110H101ZM137 112V111H136ZM147 112V111H146ZM153 111H151V113H152ZM176 112V111H175ZM175 112H173V114L175 113ZM186 112V111H185ZM188 112H189V109H188ZM200 112V111H199ZM204 112V111H203ZM211 112V111H210ZM210 112H208V113H210ZM212 112H213V110H212ZM76 113V112H75ZM75 113L72 115V116H74L75 115ZM87 113V112H86ZM86 113H84V114H86ZM96 113H98L97 111H96ZM118 113H119V111H118ZM118 113H116L114 116H116V115H118ZM150 113V112H149ZM151 113H150V115H151ZM160 113H162V112H160ZM159 113V114H160ZM165 113H167V112H165ZM179 113V112H178ZM219 112H217V114H218ZM237 113V112H236ZM68 114H67V116H68ZM76 114H78V113H76ZM84 114H81V115H77L76 117L79 119V117H81L82 115H84ZM120 114V113H119ZM122 114V113H121ZM155 114V113H154ZM172 114V113H171ZM192 114V113H191ZM190 114V115H191ZM206 114V117H207V113H205ZM212 115L213 114H215V111L213 112V113H211ZM211 114H208V115H211ZM134 115V114H133ZM143 115V114H142ZM157 115V114H156ZM164 115V114H163ZM167 115V114H166ZM241 115V114H240ZM245 115V114H244ZM247 116V118H249L250 119V114H249V116H248V114H246ZM86 116V115H85ZM84 116V117H85ZM112 116V115H111ZM149 116V115H148ZM153 116V115H152ZM158 116V115H157ZM174 116V115H173ZM172 116V117H173ZM177 116V115H176ZM200 116H201V114H200ZM217 116V115H216ZM226 116V115H225ZM224 116V117H225ZM234 116H235V114H234ZM238 116H239V114H238ZM75 117V118H76ZM93 117V116H92ZM127 117V116H126ZM136 117V116H135ZM134 117V118H135ZM143 117V116H142ZM155 117V116H154ZM158 117H160V116H158ZM210 117V116H209ZM209 117H207V118H209ZM237 117V114H236V116L235 117H233V119L235 120V118ZM245 117V118H246ZM262 117V118H261ZM76 118V119H77ZM95 118V117H94ZM93 118V119H94ZM146 118V117H145ZM196 119H197V117H195ZM203 118H205V117H203ZM203 118H202V120H203ZM207 118H206V120H207ZM216 118V117H215ZM244 118V117H243ZM242 118V116H241V120L243 119ZM244 118V119H245ZM246 118V119H247ZM261 118V119H260ZM70 119V118H69ZM156 119V118H155ZM199 119H201V118H199ZM210 120H211V118H209ZM218 119V118H217ZM216 119V120H217ZM237 120H235L236 121V123H238L239 124V121L238 120H240L239 119V117H237L236 118ZM245 119V120H246ZM263 119V120H262ZM134 120V119H133ZM173 120V119H172ZM223 120V119H222ZM221 120V121H222ZM229 120V119H228ZM228 120H227V122H228ZM234 120H233V122H234ZM261 120L263 121V123L261 122ZM70 121V120H69ZM68 121V122H69ZM95 121V120H94ZM139 121V120H138ZM153 121V120H152ZM220 121V122H221ZM226 121V120H225ZM231 121H232V119H231ZM74 122V124H72V126L74 125L75 126V120L73 121ZM119 122V121H118ZM158 122V121H157ZM208 122V121H207ZM224 121H222V123H223ZM226 122V123H227ZM230 122V121H229ZM243 122H240L241 124L243 123ZM88 123V122H87ZM120 123V122H119ZM138 123V122H137ZM144 123V122H143ZM161 123H163V121L161 122ZM202 123V122H201ZM205 123V122H204ZM219 123V122H218ZM230 123H232V122H230ZM255 123V124H254ZM49 124V126L50 125H52L51 127H49V126H46V125H48ZM68 124V123H67ZM91 124H93V122L91 123ZM95 124V123H94ZM139 124V123H138ZM137 124V125H138ZM145 124V123H144ZM184 124V123H183ZM203 124V123H202ZM217 124V123H216ZM162 125V124H161ZM223 125V124H222ZM233 125V124H232ZM248 125H251V124H248ZM73 126V127H74ZM139 126H140V124H139ZM189 126V125H188ZM197 126V125H196ZM214 126V125H213ZM218 126H220V125H218ZM234 126V125H233ZM238 127H239V129L240 128H242L240 125H237ZM46 127H47V129H46ZM63 127H65V128H63ZM72 127V128H73ZM76 127V126H75ZM96 127V126H95ZM138 127V126H137ZM184 127V126H183ZM191 127V126H190ZM229 127H231V126H229ZM251 127V128H250ZM51 128V129H50ZM98 128H100V127H98ZM117 128H120V127H117ZM143 127H141L140 129H142ZM180 128V127H179ZM223 128V127H222ZM236 128V127H235ZM31 130V132H29L30 130ZM58 129V130H57ZM74 129V128H73ZM191 129V128H190ZM208 129V128H207ZM218 129V128H217ZM232 129H234V128H232ZM243 129H241V130H243ZM65 132H64V131ZM69 130H70V132H71V128H69ZM96 130V129H95ZM144 130H145V128H144ZM149 130V129H148ZM189 130V129H188ZM214 130H215V128H214ZM213 130V131H214ZM220 130V129H219ZM238 130V129H237ZM52 131L54 132L55 131V133H57V132H60V134L59 133H57L56 134V137H54L55 136V133L53 134L52 133ZM73 132L75 131V129L74 130H72ZM143 131V130H142ZM141 131V132H142ZM181 131V130H180ZM230 131V130H229ZM250 131V132H249ZM29 132V133H28ZM69 132V131H68ZM72 132V133H73ZM99 132H100V130H99ZM139 132V131H138ZM140 132V133H141ZM188 132V131H187ZM186 132V133H187ZM201 132H203V131H201ZM201 132H200V134H201ZM216 132V131H215ZM237 132H240L241 133V131H236V133ZM252 132H254V133H252ZM52 133V134H51ZM65 133V134H64ZM149 133V132H148ZM175 133V132H174ZM178 133V132H177ZM209 133V132H208ZM213 133V132H212ZM223 133V132H222ZM221 133V134H222ZM230 134L231 133H233V132H229ZM234 133H235V130H234ZM235 133V134H236ZM30 134H33V138L30 140V138L32 137V135L30 136ZM94 134V133H93ZM103 134H106V132L104 133L103 132ZM144 134V133H143ZM146 134V133H145ZM144 134V135H145ZM168 134V133H167ZM203 134V133H202ZM237 134H239V133H237ZM52 135V136H51ZM60 135V136H59ZM71 135V134H70ZM97 136H98V134H96ZM226 135V134H225ZM255 135H256V137H255ZM57 136H59V137H57ZM67 136H69L68 134H67ZM96 136V137H97ZM183 136H184V134H183ZM185 136H186V134H185ZM191 136V135H190ZM234 136V135H233ZM235 136H237V135H235ZM234 136V137H235ZM100 137V136H99ZM141 137V136H140ZM140 137L138 138H136L137 140L138 139H140ZM166 137V136H165ZM172 137V136H171ZM170 137V138H171ZM187 137H189V136H187ZM220 137V136H219ZM228 137H231L230 138V140L232 139V136H230V135H228ZM238 137V136H237ZM237 137H235V139L237 138ZM51 138V139H50ZM142 138V137H141ZM166 138H169V137H166ZM174 138V137H173ZM172 138V139H173ZM177 138H178V136H177ZM204 138H206V137H204ZM213 138H215L214 137V135H213ZM212 138V139H213ZM240 138V137H239ZM69 139H73V137L72 138H69ZM67 140V141H70V140ZM142 139H145L144 137L142 138ZM152 139V138H151ZM163 139V138H162ZM171 139V140H172ZM175 139V138H174ZM192 139V138H191ZM52 140V141H51ZM56 140V139H55ZM61 140V139H60ZM93 140V139H92ZM158 140H159V138H158ZM170 140V141H171ZM219 140V139H218ZM228 140V139H227ZM237 140V139H236ZM240 140V139H239ZM257 140V141H256ZM33 142V141H35L34 143L35 144H31V142ZM97 141V140H96ZM95 141V142H96ZM100 141V140H99ZM98 141V142H99ZM162 141V140H161ZM166 141V140H165ZM177 141H178V139H177ZM184 141V140H183ZM209 141V140H208ZM221 141V140H220ZM225 141L226 140H223V142L225 143ZM232 141H234V140H232ZM256 143L257 145V147L258 148H256V147H254L253 145H255L254 143ZM256 141V142H255ZM45 142V143H44ZM60 142V141H59ZM94 142V141H93ZM153 142V141H152ZM156 142V141H155ZM213 142H215V140L213 141ZM222 142V143H223ZM229 142V141H228ZM231 142V141H230ZM236 142V141H235ZM43 143V144H42ZM181 143V142H180ZM185 143H186V140H185ZM193 143V142H192ZM204 143H206V142H204ZM210 143V142H209ZM37 144V145H36ZM51 144H53V143H51ZM65 144V143H64ZM96 144V143H95ZM179 144V143H178ZM202 144V143H201ZM228 144V143H227ZM230 145H234L235 143H233V144H231V143H229ZM33 145V146H32ZM34 145H36V146H34ZM54 145V144H53ZM56 145V144H55ZM154 145V144H153ZM156 145V144H155ZM172 145V144H171ZM182 145V144H181ZM192 145V144H191ZM191 145H190V147H191ZM220 145H222V144H220ZM225 145V144H224ZM230 145H225L226 146V148H228V149H232V148H230L231 146ZM236 145H238V144H236ZM235 145V146H236ZM32 146V147H31ZM42 146V147H41ZM189 146V145H188ZM194 146V145H193ZM206 146V145H205ZM209 146V145H208ZM230 146V147H229ZM65 147V146H64ZM200 147V146H199ZM207 147V146H206ZM214 147H216V146H214ZM33 148V149H32ZM40 150L39 152H38V149ZM42 148V149H41ZM59 148V147H58ZM151 148V147H150ZM182 148V147H181ZM188 148V147H187ZM219 148V147H218ZM218 148H216V150L218 151ZM223 148V147H222ZM225 148V147H224ZM256 148V149H255ZM35 149L37 150V152L35 151ZM46 150H47V148H45ZM55 149H57L56 147H55ZM67 149V148H66ZM153 149V148H152ZM206 149V148H205ZM221 149V148H220ZM228 149H225V151L226 150H228ZM236 149V150H237ZM256 150V151H254V150ZM54 150V149H53ZM182 150V149H181ZM211 150V149H210ZM233 150V149H232ZM232 150H231V152H232ZM33 151L35 152V154L37 155H33ZM42 151V152H41ZM58 151V150H57ZM75 151V150H74ZM184 151H185V149H184ZM209 151V150H208ZM233 151V152H234ZM244 151V152H243ZM247 151H248V153H249V155H248V153H247ZM253 151V152H252ZM41 152V153H40ZM188 152V151H187ZM229 152V151H228ZM241 152H243V154L241 153ZM37 153H39L40 155H42V158L44 159V162L41 160V162L39 163V161H38V159L40 160L41 159V156L39 155V154H37ZM54 153V152H53ZM56 153H58V152H56ZM74 153H76V152H74ZM201 153V152H200ZM214 153V152H213ZM235 153V152H234ZM238 153H241L243 156H239V154ZM59 154H60V152H59ZM183 154V153H182ZM192 154V153H191ZM199 154V153H198ZM197 154V155H198ZM203 154V153H202ZM207 154H209V153H207ZM240 154V155H241ZM38 155H39V157L40 158H37V161H38V163L39 164H37V165H35L36 163V157H38ZM61 155V154H60ZM59 155V156H60ZM212 156L214 155V154H211ZM217 155H219V154H216V158H215V163H217L218 161L216 160V159H218V157H217ZM232 155H234L233 157H232ZM34 156H36L35 158H34ZM180 156V155H179ZM187 156V155H186ZM186 156H185V158H186ZM212 156H210L209 158H211ZM249 156V157H248ZM261 156V158L259 159V157ZM178 157V156H177ZM176 157V158H177ZM206 157V156H205ZM222 157H223V155H222ZM227 157V158H226ZM228 157H229V159H228ZM239 157L241 158V159H239ZM245 157V156H244ZM33 158L35 159V160H33ZM98 158V157H97ZM179 158V157H178ZM185 158H183V159H185ZM199 158V157H198ZM204 157H202V159H203ZM74 159V158H73ZM118 159H120L119 157H118ZM131 159V158H130ZM136 159V158H135ZM134 159V160H135ZM181 159V158H180ZM179 159V160H180ZM223 159V158H222ZM221 159V160H222ZM235 159V158H234ZM233 159V160H234ZM245 159H242V160H245ZM256 159L259 161V162H256ZM182 160V159H181ZM188 160V159H187ZM190 160V159H189ZM199 160V159H198ZM197 160V161H198ZM213 160V159H212ZM219 160V159H218ZM221 160H219L220 162H221ZM232 160V161H233ZM262 160V161H261ZM52 161V160H51ZM50 161V162H51ZM70 162H71V160H69ZM120 160H118V162H119ZM128 162H127V165H128V163L130 164V162H129V159L127 160ZM214 161V160H213ZM246 161V160H245ZM244 161V162H245ZM15 162V163H14ZM76 162H78V161H76ZM80 162V161H79ZM183 162V161H182ZM188 162V161H187ZM195 162V161H194ZM198 162H200V161H198ZM203 162V161H202ZM209 162H212V161H209ZM219 162V163H220ZM229 162H231V160L229 161ZM228 162V163H229ZM241 162V161H240ZM49 163V162H48ZM72 163H74V160H72ZM81 163V162H80ZM97 163H99V161L97 162ZM185 163V162H184ZM223 163V162H222ZM225 163V162H224ZM227 163V162H226ZM227 163V164H228ZM238 163V164H237ZM53 164H55L54 162H53ZM52 164V165H53ZM91 165H92V163H90ZM96 164V163H95ZM119 164H120V162H119ZM118 164V165H119ZM181 164V163H180ZM179 164V165H180ZM200 164V163H199ZM213 164V163H212ZM231 164H233V162H231ZM231 164H228V166L230 165L231 167H232V169L231 170H233V166H234V168L236 167L234 164L233 165H231ZM247 164V163H246ZM255 164H256V166H255ZM43 165V166H42ZM50 165H51V163H50ZM183 166H184V164H182ZM207 165V164H206ZM211 165V164H210ZM210 165H209V167H210ZM214 165V164H213ZM212 165V166H213ZM215 165H217V164H215ZM223 164H221V167H223L222 166ZM249 165H252V167H250ZM254 165V166H253ZM36 166H37V169H35L36 168ZM97 166H99L100 167V165H97ZM96 166V167H97ZM103 166V165H102ZM109 166V165H108ZM181 166V165H180ZM182 166V167H183ZM193 166V165H192ZM201 165H199V167H200ZM211 166V167H212ZM220 166V165H219ZM224 166H225V164H224ZM47 167V166H46ZM87 167V166H86ZM89 167H90V165H89ZM94 167V166H93ZM95 167V168H96ZM128 167H129V165H128ZM166 167H168V166H166ZM197 167V166H196ZM198 167V168H199ZM216 167V166H215ZM220 167V168H221ZM226 167V169H227V166H225ZM250 167V168H249ZM40 168V167H39ZM62 168V167H61ZM92 168V167H91ZM130 168V167H129ZM128 168V170H130ZM186 168V167H185ZM189 168H191V167H189ZM188 168V169H189ZM201 168V167H200ZM213 169H214V166L212 167ZM230 168V167H229ZM41 169V168H40ZM50 169V168H49ZM67 169L68 168H66V171H67ZM98 169H103V168H98ZM97 169V170H98ZM187 169V170H188ZM194 169V168H193ZM237 169V170H238ZM240 169H242V168H240ZM36 170V171H35ZM39 170V171H38ZM65 170V169H64ZM88 170V169H87ZM95 170V169H94ZM97 170H96V172H97ZM109 170V169H108ZM166 170H168V169H166ZM181 170V169H180ZM196 170V169H195ZM208 170H211L212 171V169H208ZM217 170V169H216ZM215 170V171H216ZM219 170V169H218ZM217 170V172H220V173H217V174H221L222 173V171H224L225 170V168L223 169V170H221V171H218ZM228 170V169H227ZM230 170V171H231ZM249 170V171H248ZM44 171V170H43ZM46 171H48V170H46L45 169V172ZM51 171V170H50ZM68 171H69V169H68ZM93 171V170H92ZM131 171V170H130ZM133 171V170H132ZM226 171V170H225ZM229 171V170H228ZM235 171H236V168H235V170H233V172H229V174L226 176L224 173H222V174H224V176L223 177H225L226 176V179L228 180L229 178H235L234 176L236 175V177L240 174L239 172L241 171H239V172H236L235 173ZM42 172V171H41ZM55 172V171H54ZM94 172V171H93ZM100 172V171H99ZM102 172H103V170H102ZM102 172H100V173H102ZM214 172V171H213ZM213 172H208V173H210V174H213ZM48 173H49V171H48ZM47 173V174H48ZM58 173V172H57ZM61 173V172H60ZM59 173V174H60ZM64 173V172H63ZM65 173H67V172H65ZM95 173V172H94ZM104 173V172H103ZM183 173V172H182ZM186 173V172H185ZM196 172H194V174H195ZM230 173H232V174H230ZM46 173H45V175H47ZM53 174V173H52ZM105 174V173H104ZM217 174H215L216 176H215V180H217L218 181V178L219 177H221V175L218 177L217 176ZM235 174V175H234ZM241 174H243V171L241 172ZM239 175V177L242 179L243 178V176L242 175ZM38 175H39V173H38ZM97 175V174H96ZM95 175V176H96ZM156 175V174H155ZM186 175V174H185ZM205 175V174H204ZM229 175H231V176H229ZM233 175V176H232ZM244 175V174H243ZM49 176H51V175H49ZM60 176V175H59ZM59 176H58V178H59ZM64 176V174H62V177ZM103 176V175H102ZM114 176V175H113ZM128 176V175H127ZM158 176V175H157ZM214 176V175H213ZM229 176V178H227ZM45 176H43L41 179L43 180V178H44ZM48 177V176H47ZM66 177V176H65ZM115 177V176H114ZM114 177H112V178H114ZM196 177V176H195ZM205 177H206V175H205ZM210 179H211V182L212 181H214V183L216 182L217 183V181H215V180H213V177H212V175H210ZM46 178V177H45ZM44 178V179H45ZM52 178V177H51ZM56 178V177H55ZM99 178V177H98ZM111 178V179H112ZM116 178V177H115ZM189 178V177H188ZM222 178V177H221ZM26 179V180H25ZM61 179V178H60ZM63 179V178H62ZM102 179H103V177H102ZM110 179V180H111ZM124 179V178H123ZM122 179V180H123ZM154 179V178H153ZM190 179H192V178H190ZM204 179V178H203ZM210 179L208 180V182L210 181ZM225 179V178H224ZM223 178L221 179V182H222V180H224ZM238 179V178H237ZM237 179L235 178V182H237ZM27 181V180H29L30 182H26L25 183V181ZM39 180H40V177L39 176H36V178H35V181L34 182H36V183H39ZM57 180V179H56ZM196 180V179H195ZM194 179H193V181H195ZM206 180H207V178H206ZM205 180V181H206ZM229 180H231V179H229ZM228 180V181H229ZM45 181H46V179H45ZM45 181H43L44 183H47V182H45ZM48 181V180H47ZM61 181H64V180H61ZM80 181V180H79ZM113 181V180H112ZM192 181V180H191ZM219 181H220V179H219ZM218 181V182H219ZM227 181V182H228ZM233 180L231 181V182H234ZM238 181H240L239 179H238ZM244 181V180H243ZM250 181L252 182L251 184H250ZM76 182V181H75ZM74 182V183H75ZM90 182V181H89ZM106 182V181H105ZM129 182V181H128ZM131 182H132V180H131ZM225 182V181H224ZM226 182V183H227ZM230 182V181H229ZM241 182V181H240ZM239 182V183H240ZM60 183H62V182H60ZM65 183V182H64ZM78 182H76L75 184H76V186L78 185L79 186V183L77 184ZM81 183V182H80ZM92 183V182H91ZM108 183V182H107ZM110 183V182H109ZM124 183V182H123ZM122 183V184H123ZM125 183H127V182H125ZM143 183H146V181L145 182H143ZM143 183H142V185H143ZM193 183V182H192ZM216 183H215V186H214V184L213 183H207V185L206 186H209V185H211V184H213V186H214V188H213V186H210L211 188H213V189H218L219 187H217V188H215L217 185H216ZM31 186H30V185ZM40 184V183H39ZM57 184H58V181H57ZM89 184V183H88ZM104 184V183H103ZM140 184V183H139ZM196 184H199V183H195L194 185H196ZM204 184H206V183H204ZM203 184V185H204ZM209 184V185H208ZM229 184V183H228ZM232 184V183H231ZM238 184V183H237ZM48 185H49V183H48ZM124 185V184H123ZM127 185L129 186V185H131V183L129 182V184L127 183ZM142 185L140 186V189H141V187H142ZM145 185V184H144ZM144 185H143V187H144ZM222 185V184H221ZM221 185H220V187H221ZM224 185V187H225V184H223ZM241 185V183L238 185V186H240ZM52 186V185H51ZM55 186V185H54ZM53 186V187H54ZM57 186V185H56ZM137 186H138V184H137ZM198 187H199V185H197ZM201 187H202V185H200ZM230 185H228V187H229ZM233 186H234V184H233ZM37 187H38V185H37ZM58 187V186H57ZM56 187V188H57ZM107 187V186H106ZM130 187V186H129ZM193 187V186H192ZM195 187V186H194ZM210 187H208V188H210ZM224 187H221V188H219V192H221L222 191V189L223 190H228V187H226L227 189H225ZM236 187V186H235ZM234 187V188H235ZM40 188H41V185H40ZM39 188V189H40ZM49 190L48 191H50L51 189H50V185H49ZM56 188H54V189H56ZM67 187H65V189H66ZM78 188V187H77ZM77 188H76V190H77ZM91 188V187H90ZM95 188V187H94ZM99 188V187H98ZM138 188V187H137ZM190 188V187H189ZM210 188V189H211ZM233 188V189H234ZM238 188V190L240 189L239 187H237ZM33 189V190H32ZM38 189V188H37ZM36 189V190H37ZM43 189V188H42ZM53 189V190H54ZM59 189V188H58ZM64 189V190H65ZM101 189V188H100ZM100 189H99V191H100ZM116 189V188H115ZM125 189V188H124ZM129 189V188H128ZM198 189V188H197ZM204 189V188H203ZM206 189V188H205ZM212 189V190H213ZM44 190V189H43ZM62 190V189H61ZM80 190H81V188H80ZM85 190H86V188H85ZM92 190V189H91ZM104 190V189H103ZM108 190V189H107ZM110 190H111V188H110ZM110 190H109V192H110ZM122 190V189H121ZM130 190H132V189H130ZM137 190H139V189H136V191ZM191 190V189H190ZM194 190V189H193ZM199 190V189H198ZM209 190V189H208ZM215 190H213L212 192L214 193V198H212V199H215V196L217 197V195H215L216 193V191ZM231 190H232V188H231ZM14 191H15V193H14ZM30 191V192H31ZM41 191V190H40ZM82 191H83V188H82ZM88 191V190H87ZM87 191H86V193H87ZM92 191H94V189L92 190ZM97 191V190H96ZM96 191H94V192H96ZM99 191H97V192H99ZM127 191V190H126ZM133 191H135V190H133ZM235 191V190H234ZM233 190H232V192H234ZM37 192V191H36ZM45 192H47V191H45ZM63 192V191H62ZM84 192V191H83ZM82 192V193H83ZM104 192V191H103ZM108 192V193H109ZM196 192V191H195ZM208 193H209V191H207ZM211 192V193H212ZM37 193H39V192H37ZM44 193V192H43ZM78 193V192H77ZM85 193V194H86ZM90 193V192H89ZM108 193H104V194H102L103 195V197H104V195H108ZM116 193V192H115ZM120 193V192H119ZM139 193V192H138ZM138 193H137V195H138ZM175 193V192H174ZM191 194H192V192H190ZM189 193V194H190ZM200 193V192H199ZM208 193H206V194H208ZM210 193V194H211ZM212 193V194H213ZM222 193V192H221ZM60 194V193H59ZM91 194H93V195H95L94 193H92L91 192ZM90 194V195H91ZM97 195L99 194V193H96ZM110 194V193H109ZM121 194V193H120ZM194 194H196V193H194ZM193 194V195H194ZM211 194V195H212ZM219 195H220V193H218ZM225 194V193H224ZM224 194H223V196H224ZM228 194V193H227ZM232 194V193H231ZM234 195H235V193H233ZM232 194V196L234 197V195ZM248 194V195H247ZM53 195V194H52ZM101 195V196H102ZM188 195V194H187ZM219 195H218V197H219ZM92 196V195H91ZM96 196V195H95ZM140 196V195H139ZM194 196H196V195H194ZM193 196V197H194ZM213 196V195H212ZM222 196V197H223ZM230 196V195H229ZM248 196V197H247ZM56 197V196H55ZM100 197V196H99ZM132 197H136V196H131V198ZM190 197H191V195H190ZM205 197H208V195L206 196L205 195ZM231 197V196H230ZM236 197V196H235ZM245 197V198H244ZM39 198V199H38ZM44 198V197H43ZM42 198V199H43ZM57 198V197H56ZM91 198V197H90ZM188 198H189V196H188ZM192 198V197H191ZM190 198V199H191ZM225 198V197H224ZM247 198V201L245 200ZM38 199V200H37ZM54 199V198H53ZM61 198H59V200H60ZM88 199V198H87ZM134 199V198H133ZM132 199V200H133ZM190 199H189V201H190ZM209 199H211L210 197L208 198V201H209ZM210 200L209 202H211L212 201V203L214 202H216V199H215V201L214 200ZM51 200H52V198H51ZM58 200V201H59ZM97 200V199H96ZM134 200H136V198L134 199ZM188 200V199H187ZM192 200V199H191ZM230 199L228 198V201H229ZM232 200H230V201H232ZM245 200V201H244ZM54 201V200H53ZM56 201V200H55ZM60 201H62V200H60ZM59 201V202H60ZM93 201V200H92ZM95 201V200H94ZM93 201V202H94ZM189 201H188V203H189ZM198 201V200H197ZM219 201L221 202V199L219 200L218 199V202L217 203H219ZM240 201H242L241 203H240ZM244 201V202H243ZM20 202H22L23 204H24V206H26L27 207V209H25L24 207H23V205L22 206H20V207H22V208H20L19 210L17 209V205L20 203ZM57 202V201H56ZM91 202V201H90ZM89 202V203H90ZM238 202L240 203V204H238ZM98 203V202H97ZM106 203V202H105ZM129 203V202H128ZM211 203V204H212ZM233 203V204H234ZM244 203V204H243ZM58 204H60V203H58ZM64 204V203H63ZM86 204V203H85ZM96 204V203H95ZM98 204H101V203H98ZM229 204V203H228ZM12 205V206H11ZM38 205H39V207H38ZM44 205V204H43ZM87 205V204H86ZM89 205V204H88ZM214 205H216V204H214ZM5 206H6V208H7V206H9L7 209H10V212H11V209H15V208H13L14 206H16V209L19 211V212H21L19 215H20V217H22L23 215H26V219H20V221L19 222H17L18 220L17 219H19V218H15L14 219V217L12 216V212H13V210H12V214L10 215L9 214V211H7V209L5 208ZM45 206V205H44ZM95 206H97V204L95 205ZM107 206V205H106ZM110 207H111V205H109ZM188 206H189V204H188ZM213 206V205H212ZM233 206V205H232ZM2 207H4V208H2ZM114 207V206H113ZM112 207V208H113ZM116 207H118V206H116ZM186 207V206H185ZM200 207V206H199ZM198 207V208H199ZM45 208H46V206H45ZM138 208V207H137ZM202 208V207H201ZM218 208V207H217ZM220 208V207H219ZM218 208V209H219ZM225 208V207H224ZM229 208L230 209H233L232 207H230L229 206ZM1 209L3 210L4 209V211H2L1 212ZM47 209V208H46ZM63 209V208H62ZM61 209V210H62ZM93 209V208H92ZM100 209H102V208H100ZM104 209V208H103ZM115 209L116 208H114V209H112V212H116L115 211ZM165 209V208H164ZM190 209V208H189ZM194 209V208H193ZM200 209V208H199ZM206 209V208H205ZM217 209V210H218ZM221 209V208H220ZM219 209V210H220ZM242 209V208H241ZM244 209V208H243ZM16 210V212L17 213H19L18 211ZM91 210V209H90ZM109 210V209H108ZM114 210V211H113ZM117 210V209H116ZM131 210H133V209H130V211ZM185 210H187V208L185 209ZM210 210V209H209ZM212 210H213V208H212ZM215 210H216V206H215ZM216 210V211H217ZM227 210V209H226ZM246 210H247V212H246ZM96 211V210H95ZM94 211V212H95ZM162 211V210H161ZM165 211H167V210H165ZM7 212H8V216H9V218H8V216H7ZM15 211H14V214L16 213ZM56 212V211H55ZM91 212V211H90ZM90 212H89V214H90ZM106 212H109V211H105V213ZM112 212H109L107 215H109V214H113ZM136 212V211H135ZM189 212V211H188ZM215 212V211H214ZM214 212H212V211H210V213H214ZM218 212V211H217ZM15 214L14 216L15 217H18L17 215L18 214ZM101 213V212H100ZM166 213V212H165ZM196 213V212H195ZM207 213V212H206ZM219 213V212H218ZM217 213V214H218ZM224 213V212H223ZM225 213H226V216H227V212L225 211ZM43 214V215H42ZM50 213H48V215H49ZM56 214H57V212H56ZM55 213H54V215L53 216H51V217H53V219H54V216L56 217L57 215H56ZM96 214V213H95ZM129 214L130 213H128V217H133L132 215H133V212L130 214V216H129ZM167 214V213H166ZM203 214V213H202ZM216 214V213H215ZM245 214V215H244ZM22 215V216H21ZM51 215V214H50ZM81 215V214H80ZM97 215V214H96ZM114 215V214H113ZM113 215H111V216H113ZM184 215V214H183ZM199 215H200V213H199ZM220 215V214H219ZM222 215V214H221ZM220 215V217L222 218V216ZM235 215V216H234ZM74 216V215H73ZM92 216V212H91V215H90V217ZM104 216V215H103ZM143 216H144V214H143ZM196 216V215H195ZM215 216V215H214ZM218 216V215H217ZM242 216V217H241ZM245 216L246 217H248V220L246 219L245 220ZM11 217H12V219L15 221H11V223H9L10 222V220H8V219H11ZM24 217V216H23ZM40 217H41V219H40ZM50 217V216H49ZM86 217H88V213H87V216ZM110 217V216H109ZM216 217V216H215ZM231 217V218H232ZM48 218V216L46 217V219ZM57 218H60V217H58L57 216ZM57 218H56V220H57ZM74 218V217H73ZM77 218H78V216H77ZM93 218V217H92ZM115 218V217H114ZM203 218V217H202ZM227 218L229 219V217L227 216ZM242 218V219H241ZM244 218V219H243ZM52 219V220H53ZM83 219H85V217H83ZM99 219V218H98ZM105 219H107L106 217H105ZM129 219V218H128ZM127 219V220H128ZM191 219V218H190ZM40 220V221H39ZM51 220V221H52ZM97 220V219H96ZM110 220V219H109ZM112 220V219H111ZM136 220V219H135ZM152 220H154V219H152ZM213 220V219H212ZM223 219H221V221H222ZM226 220V219H225ZM225 220H223V221H225ZM239 220V221H238ZM242 220H244V221H241ZM24 221H21V222H23L22 224V226H21V228L23 227V226H25V224H24ZM45 221V220H44ZM47 221H49V220H47ZM50 221V222H51ZM78 221H79V219H78ZM78 221H77V223H78ZM81 221V220H80ZM80 221H79V223H80ZM92 221H94V220H92ZM103 221V220H102ZM191 221V220H190ZM214 221V220H213ZM220 221V220H219ZM220 221V222H221ZM226 221H228V220H226ZM7 222H8V224H7ZM28 222L26 223V224H28ZM46 222V221H45ZM54 223L55 222H57V221H53ZM82 222V221H81ZM89 222H90V220H89ZM103 222H105V221H103ZM113 222V221H112ZM116 223H117V221H115ZM212 222V221H211ZM215 222V221H214ZM213 222V223H214ZM232 222V223H233ZM237 222V223H236ZM241 222V223H240ZM12 223H15V224H12ZM16 223L18 224H20V225H17L16 226V228H14L15 226L14 225H16ZM131 223V222H130ZM134 223V222H133ZM194 223H195V220H194ZM206 223H208V222H206ZM6 224H7V227L5 228L6 230H8V232L7 231H5V229H4V227L6 226ZM9 224L11 225V227H8L9 226ZM48 225H46V223H45V226H47V227H45L44 225V227H45V229L46 228H49L50 227V225L51 224H49V223H47ZM199 224V223H198ZM215 224H216V222H215ZM220 224V223H219ZM225 224V225H224ZM29 225V224H28ZM55 226H56V224H54ZM79 226H80V224H78ZM84 225H86V222H85V224ZM89 226H90V224H88ZM93 225H95V223H93L92 224V226ZM97 225H98V223H97ZM102 225V224H101ZM107 225V224H106ZM185 225V224H184ZM195 226H196V224H194ZM221 225V224H220ZM224 225V226H223ZM27 226V225H26ZM25 226V227H26ZM37 226L38 227H43L42 225H38L37 224ZM36 226V227H37ZM83 226V225H82ZM92 226H90V228L92 229ZM100 226V225H99ZM103 226V225H102ZM209 226V225H208ZM234 226V227H233ZM30 227V226H29ZM36 227H34V228H36ZM86 227V226H85ZM94 227V226H93ZM107 227V226H106ZM139 227V226H138ZM210 227H212V226H210ZM224 227V228H223ZM7 228H9V229H7ZM27 228V227H26ZM25 228V229H26ZM94 228H96V227H94ZM101 228V227H100ZM100 228H99V230H100ZM133 228V227H132ZM188 228V227H187ZM12 231H11V230ZM16 229H18V230H20L19 231V233H20V235H19V237H20V239H15L14 237H18V234H17V232H16ZM31 229V228H30ZM45 229L43 230V231H45ZM50 229V228H49ZM84 229V228H83ZM82 229V230H83ZM134 229H136V228H134ZM138 229V228H137ZM208 229H210V228H208ZM10 230V231H9ZM17 230V231H18ZM34 230H36V229H33V231ZM59 230V229H58ZM85 230H87V228L85 229ZM85 230L83 231L84 233H85ZM104 230V232L102 233V236H100V238H99V240H101L104 236H109V238H110V235L112 236V234H111V232H110V234H108V232L105 230V229H103ZM111 230V229H110ZM139 231H140V229H138ZM142 230V229H141ZM196 230V229H195ZM203 230H204V228H203ZM13 231L15 232V234H16V236L14 235V237L12 236L11 238H12V242H10V243H12L13 245H14V248L12 249V244H10L9 243V239L8 238H10V236L9 235H7V234H9L10 232L11 233H13ZM28 231V232H27ZM31 232V230L29 231V229H27L26 231H25V233L27 232V233H30V235H28L27 233V235H25V236H27V237H29V236H31V233H32V235H33V233L35 232ZM37 231H39V228H38V230ZM40 231H42V228L40 229ZM52 231V230H51ZM55 231H57V230H55ZM90 231H92V230H90ZM93 231H94V229H93ZM97 231H98V229H97ZM102 231V230H101ZM7 232V233H6ZM48 232H50V231H48ZM59 232V231H58ZM81 232V231H80ZM88 232H89V227H88ZM86 233V237H88L87 236V234H89V233ZM94 232H96V231H94ZM137 232V231H136ZM142 232V231H141ZM156 232V231H155ZM40 233V232H39ZM43 233H45V232H42V234ZM92 232H90V234H91ZM100 233V232H99ZM106 233V234H105ZM138 233H140V232H138ZM137 233V234H138ZM196 233V232H195ZM207 233H210V231L209 232H207ZM211 233H213V232H211ZM224 233V234H223ZM228 233H230V232H228ZM227 233V234H228ZM14 234V233H13ZM34 234H36L35 236H36V238L38 237V238H40L41 237V235H39V234H37V232H35ZM47 233H45L44 235H46ZM59 234V233H58ZM94 234V233H93ZM96 234V233H95ZM105 234V235H104ZM127 234V233H126ZM125 233L123 234V235H126ZM133 234V233H132ZM200 234V233H199ZM219 234V233H218ZM12 235V234H11ZM39 235V236H38ZM48 235V234H47ZM46 235V236H47ZM100 235V234H99ZM104 235V236H103ZM207 235H209V234H207ZM213 235V237H214V235L215 234H212ZM230 235V234H229ZM4 236H7V239L8 240H5L6 239V237H5V239H2V238H4ZM22 236H24L23 234H22ZM35 236H32V237H29V239L33 242V240H35L34 239V237ZM51 236V235H50ZM62 236V235H61ZM136 236V235H135ZM174 236V235H173ZM18 237V238H19ZM115 238H117L116 236H114ZM113 236L111 237V239H112V241L113 240H115V238H114ZM122 237V236H121ZM184 237V236H183ZM210 237V236H209ZM216 237V236H215ZM227 237H229V236H227ZM226 237V238H227ZM11 238H10V240H11ZM25 238V237H24ZM45 238V237H44ZM49 238V237H48ZM61 238V237H60ZM59 238V239H60ZM63 238V237H62ZM62 238L60 239V240H62ZM98 238H97V240L96 239H94V240H96L95 242H96V244H98V245H100L99 243H100V241L98 240ZM105 239H107L106 237H104ZM108 238V240L107 241H105V242H103V243H108L109 242V240H111V239H109ZM126 238H129V236L127 237V235H126ZM177 238V237H176ZM217 238V237H216ZM217 238V239H218ZM237 238V239H236ZM58 239V238H57ZM57 239H55L56 241H57ZM86 239H88V238H86ZM91 239H93L92 237H91ZM105 239H102L103 241L105 240ZM130 239V238H129ZM142 239V238H141ZM187 239V238H186ZM199 239V238H198ZM206 239V238H205ZM209 240L211 239V237L210 238H208ZM215 239V238H214ZM214 239H212V240H214ZM225 239V238H224ZM229 239V238H228ZM228 239H226L225 241H227ZM7 241V242H5V241ZM24 241L26 240V239H23ZM30 240H27V242L25 241L24 243H25V245H23L24 243L22 242V241H20L19 243L21 244V245H23V246H25V247H27V248H29V246L30 245H33V244H35L36 243V246H37V244H38V242H36V241H39V240H36L35 241V243L33 242V244L30 242ZM45 239H43L42 241H43V244L44 243H46L47 242V239H46V242L44 241ZM52 240V239H51ZM59 240V241H60ZM90 240V239H89ZM88 240V241H89ZM101 240V241H102ZM126 240V239H125ZM128 240V239H127ZM131 240V239H130ZM184 240V239H183ZM204 240V239H203ZM216 240V239H215ZM215 240H214V243H215ZM234 240V241H235ZM49 241V240H48ZM63 241H65V240H63ZM93 241V240H92ZM91 241V242H92ZM99 241V243H97ZM177 241V240H176ZM196 241V240H195ZM198 241V240H197ZM199 241H200V239H199ZM206 241V240H205ZM205 241H204V244H205ZM232 241H230V242H232ZM31 244H30V243ZM50 242V241H49ZM90 242V244H92ZM94 242V241H93ZM94 242V243H95ZM111 242V241H110ZM123 243H122V245L124 244V240L122 241ZM134 241H131L130 243H133ZM136 242H138V240L137 241H135L134 243H136ZM18 243V244H19ZM26 243H28V244H26ZM40 243V242H39ZM61 244L63 243V242H60ZM113 243V242H112ZM119 243V242H118ZM126 243V242H125ZM127 243H128V241H127ZM130 243H128V244H130ZM173 243V242H172ZM209 243V242H208ZM213 243V242H212ZM213 243V244H214ZM234 243V242H233ZM233 243H231V245H233ZM9 244V245H11V246H9V247H11V250H13V252L10 250V248H8V246L7 245ZM18 244H17V247H18V250H22V247H20L19 248V246H18ZM49 244V243H48ZM71 244V243H70ZM70 244H68V245H70ZM95 244V245H96ZM110 244V243H109ZM109 244H102L101 243V245L103 246V247H100V249L102 250V249H105L106 248V245H107V248H108V250H106V253L108 252L109 253V255H110V252L111 251H113V248H112V250L110 249V246H109ZM114 244V243H113ZM112 244V245H113ZM121 244V243H120ZM190 244V243H189ZM39 245V244H38ZM47 244H45V246H46ZM50 245V244H49ZM60 245V244H59ZM68 245H66V246H68ZM100 245V246H101ZM111 245V244H110ZM117 245V244H116ZM127 245V244H126ZM179 245V244H178ZM208 245V244H207ZM215 245V244H214ZM35 246V245H34ZM40 246H41V244H40ZM48 246V245H47ZM46 246V247H47ZM117 246H119V245H117ZM125 246V245H124ZM124 246H123V248H124ZM127 246H129V245H127ZM131 246H132V244H131ZM134 246V245H133ZM45 247V248H46ZM113 247V246H112ZM114 247H115V245H114ZM121 247V246H120ZM130 247V246H129ZM135 247V246H134ZM133 247V248H134ZM201 247H203V246H201ZM217 247H219V246H217ZM227 247V248H226ZM39 248V247H38ZM37 248V249H38ZM52 248V247H51ZM51 248H50V250H51ZM62 249H63V247H61ZM66 248V247H65ZM89 248H90V246H89ZM95 248L97 249L96 251H98V248L95 246ZM127 247H125V249H124V251H126L127 249H126ZM191 248H193V247H191ZM214 248H215V251L217 250V248L214 246ZM17 249V248H16ZM25 248H23V250H24ZM31 249V248H30ZM33 249H34V247H33ZM32 249V250H33ZM47 249V248H46ZM56 249V248H55ZM100 249H99V251H100ZM110 249V250H109ZM119 249H121V248H119V247H117V250H119ZM131 249H132V247H131ZM135 249V248H134ZM146 249V248H145ZM232 249V248H231ZM22 250V251H23ZM35 252L37 251L36 250V247H35ZM52 250H54V249H52ZM104 250V251H105ZM123 250V249H122ZM129 250V249H128ZM136 250H137V248H136ZM181 250V249H180ZM206 250V249H205ZM222 250V249H221ZM20 251H18V252H16V253H19ZM29 251V250H28ZM38 251H39V253L41 252V249L39 250L38 249ZM59 251H61L60 249H59ZM96 252V253H102V252ZM123 251V252H124ZM214 251V252H215ZM29 252H31V251H29ZM34 252V253H35ZM50 252V251H49ZM48 252V253H49ZM53 252H56L57 253V251H52L51 253H52V255H54L53 254ZM67 252V251H66ZM114 252V251H113ZM138 252V251H137ZM189 252V251H188ZM218 252H219V250H218ZM23 253V252H22ZM25 253H27V251H26V249H25ZM33 253V252H32ZM47 253V252H46ZM60 253V252H59ZM118 253V252H117ZM133 253H134V250H133ZM179 253V252H178ZM190 253V252H189ZM201 253V252H200ZM29 254V253H28ZM27 254V255H28ZM31 254V253H30ZM29 254V256H33V254L32 255H30ZM130 251H128V255L130 256ZM149 254V253H148ZM196 254H199V253H196ZM202 254V253H201ZM208 254V253H207ZM206 254V255H207ZM216 254V253H215ZM27 255H26V257H27ZM42 255V254H41ZM41 255H39V257L41 256ZM48 255L49 254H45V255H43L44 257H42L43 258V260L41 261L43 264H44V258H45V256H46V258H48L47 260L45 259V261H50L52 258L49 256L48 257ZM104 255H107V254H105L104 253ZM108 255V256H109ZM112 255H113V253H112ZM125 254H123L122 256H124ZM127 255V254H126ZM214 255V254H213ZM219 255H220V253H219ZM222 255V254H221ZM230 255H231V257H230ZM14 256V255H13ZM38 256V255H37ZM55 256V255H54ZM64 256V255H63ZM63 256H61V258L63 257ZM96 256V255H95ZM107 256V257H108ZM133 256H135V254L133 255ZM137 256V255H136ZM187 256V255H186ZM199 256H200V254H199ZM199 256L197 255L196 257L194 256V258H195V260H193L194 258H192V260H193V262L195 261V263L194 264H198V262H196V260H199L198 258H199ZM205 255L203 254V256L200 258V261H202V262H206L207 264H212V263H208L207 262V259L208 258H210L209 256H206V260L205 261H203L204 259H203V257H204ZM53 257V256H52ZM94 257V256H93ZM113 256H110L107 260H105V262H110L111 261V258H112ZM132 257V256H131ZM198 257V258H197ZM217 257V256H216ZM222 257V256H221ZM29 258V257H28ZM28 258H27V260H28ZM41 258V257H40ZM39 258V259H40ZM41 258V259H42ZM50 258V259H49ZM64 258H66V257H64ZM92 258V257H91ZM95 258V257H94ZM128 259H129V257H127ZM182 258H184V257H182ZM186 258H188V257H186ZM197 258V259H196ZM213 258V257H212ZM25 259V258H24ZM31 258H29V260H30ZM58 259H60L59 257H58ZM63 259V258H62ZM80 259V258H79ZM82 259H83V257H82ZM116 259V258H115ZM127 259V260H128ZM202 259V260H201ZM216 259H219V258H216ZM14 260H16L15 262H14ZM32 260H33V257H32ZM91 260V259H90ZM94 260V259H93ZM92 260V264H94L93 262L95 261H93ZM119 260V258H117V261ZM214 258H213V262H214ZM54 261V260H53ZM67 261H68V258H67ZM81 261V260H80ZM113 264H117V263H119L120 264V262L118 261H115L114 259H113ZM216 261V260H215ZM177 262V261H176ZM189 262V261H188ZM218 262V261H217ZM217 262H214V263H217ZM220 262H222V258H221V261ZM220 262H218L219 264H220ZM50 263V262H49ZM51 263H52V260H51ZM50 263V264H51ZM58 263V262H57ZM111 264H112V262H110ZM125 263V262H124ZM175 263V262H174ZM185 263V262H184ZM192 263V261L190 260V264ZM201 263V262H200ZM205 263V264H206ZM217 263V264H218ZM96 264V263H95ZM107 264V263H106ZM109 264V263H108ZM131 264V263H130ZM193 264V263H192ZM202 264V263H201ZM221 264H223V263H221Z\"/></svg>",
  "mask_w": 264,
  "mask_h": 264
}]
</instances>
